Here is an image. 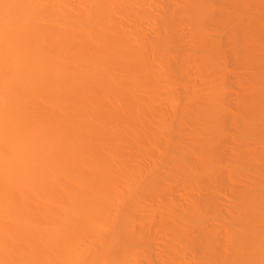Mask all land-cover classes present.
I'll return each mask as SVG.
<instances>
[{
    "label": "rangeland",
    "instance_id": "obj_1",
    "mask_svg": "<svg viewBox=\"0 0 264 264\" xmlns=\"http://www.w3.org/2000/svg\"><path fill=\"white\" fill-rule=\"evenodd\" d=\"M46 1V0H45ZM48 1V0H47ZM145 1H146V3L147 4H145ZM144 2H143V0H142V2L145 4V5H148V4H150L151 2H150V0H145ZM156 2L158 1V0H155ZM162 1H164V0H162ZM162 1H160V5L159 6H156L155 4H154V6L155 7H160V8H162L161 7V5H163V3L164 2H162ZM166 1V0H165ZM177 1V0H176ZM182 1L183 0H180V3H182ZM190 1V0H189ZM191 1H199V0H191ZM190 1V2H191ZM201 1V0H200ZM203 1V0H202ZM211 1V2H210ZM206 0V2H210V3H212V4H210V5H212L213 6V4H214V7H215V11L212 13L211 11H209V9H211L210 8V6H209V9H207V8H201L200 10V12H199V10H198V12H197V10H196V12L199 14V15H204L205 16V14L208 16H210V14L212 13V17L211 18H213V21L214 22H212L211 23V26L207 29V31H206V36H205V38L206 39H208V40H210V41H213V42H215L216 44H217V48L216 49H218V52L217 53H219L220 54V57H218L219 56V54H216V55H218L217 57V59H221V61L220 60H217V62H219V63H217L216 61L214 62V66H212V67H215L214 69L215 70H217L218 71V73H217V71H214L213 70V72H212V69L211 68H209V69H206V68H204L203 67V65H202V58L200 57V55L199 54H197L196 52H194L193 51V47L194 46H198V45H196V41L195 40H192L191 39V37H190V35H191V29H190V27L188 26V25H183V26H178V30H180L181 32H183L185 35H186V44L188 45V48H190V52L188 51L187 52V54H188V58H187V60L185 59L184 60V62H183V68H184V71H186L187 72V75H186V77L183 75V77H180L183 73H181V75H180V73H179V75L177 74V72L174 70V69H172L171 67L173 66L171 63H172V61H173V59H174V57H175V53H174V51H172L171 53H169L168 54V56H169V62H168V64L167 65H169V67L167 68V70H166V68H164V70H166L167 72H170V76L167 74V72L165 71V73H166V75H167V77H170V79L168 78V79H166V80H169L170 82H168V83H170L169 84V86H171L169 89H171V92L169 93V91L170 90H168V89H166L167 91H168V95H166L167 93H163L164 91H165V89L163 90L162 89V91H161V88H160V91L161 92H158L159 94V96H161L160 98H158L159 96L156 94H154V96H153V94L151 95V93H149V91L147 90V89H149L148 88V86L146 85V87H145V85L144 84H146L147 82H145L146 81V78L147 77H145V75H144V72H143V76H139V78L137 79V81H136V83H135V85L137 86L136 88V90H140V89H142L143 88V92L141 93V91H137L138 92V94H142L145 98H146V101L143 103V104H145L146 105V107L145 108H147L148 107V109H149V106H150V108L152 107H154L153 109H156L155 111L154 110H152V111H154V113H155V117L156 116H158V117H156V119L158 120V121H160V125L162 126H164L165 125V128H168V129H170V130H168L169 132H166V133H164L165 135L163 136H161L160 138H156L155 140H153L154 142H152L148 147H146L144 150H142V151H138V152H136V154H135V152L134 153H132V154H130L131 156H129L128 158H124V160H123V166H125V167H123V168H125L126 169V171L128 170V171H133V170H137V172H135V173H137V174H133V176H136V177H133L132 176V179L130 178V180H132L131 181V183H129V182H126V183H124V181L125 180H122L123 182L122 183H124V185H126V186H128L129 187V185L131 184V186H132V184L133 185H135V184H137V186L139 187L140 185H138V184H143V182H144V184L150 179V177H154L155 176V174L153 173L154 171H155V169H153V170H151L152 168L151 167H155V166H164L165 168H168V169H166L165 170V168H163L165 171H167L168 172V170H170L171 169V167L169 166V164H168V162H169V160L171 161V159L169 158V155H168V153L170 154V152H169V150H170V148H168L170 145H168V144H170L171 143V139H172V136L175 134H177L178 133V135H180V144H181V147H180V149L181 148H183V151H182V149L181 150H179V152L181 151L182 152V154H184V156L186 157L185 159H187L186 161H187V165H186V167H184V166H181V165H179V168H178V166H177V168H174V173H172V174H169L168 175V177L166 178V180L165 181H163L162 182V184L161 185H158V193L154 196V197H148V198H141V199H138V202H136L135 201V199H136V194H134V192H136L137 193V190H135V188H138V187H136V185L135 186H132V187H134L133 189H129L128 187H126L125 188V186L123 185V187H124V189L126 190H124L123 188H121L122 187V185L120 184L121 183V181H120V183H119V181L117 182L118 184H114V183H111V184H114V186H113V190H115V192L116 193H114L115 195H114V197L113 198H111L114 202H112V206L110 205L109 207H108V211H107V213H105L104 212V214L103 213H97L98 215H101V214H103L104 215V217H103V215H101L100 217L99 216H96V217H98L97 218V220L98 219H100V218H102V219H100L101 220V222L98 220H96L95 218L96 217H94L95 215H96V213L93 215V217H94V219H95V221H94V219H92L91 221H93V222H95V223H93V222H90L89 224L92 226L93 225V227H95V229L97 230L98 229V233H95V234H97V236L94 238V236H95V234L93 235V234H87L86 232H87V230L88 229H84L85 231H83V229H80L81 227L82 228H84V226H88V225H85V222H87L84 218H85V216H86V214L85 213H83V211H82V209H84V212L86 211L85 209H86V205H90L91 204V206L92 205H94V207H96V205L98 206V204H101L102 203V201H104V197H100V200H96L95 201V199L96 198H92V197H89V201H88V204H86L85 205V203H87V196L86 195H84L83 194V196L84 197H82V194H79V192L81 193V191H82V189H85L86 188V184L84 183V180L85 181H87L88 180V177H89V179L93 176H96L97 175V173L98 172H96L97 170L96 169H92L91 167H88L89 165H90V163L92 162V163H94V162H96V161H98V159H99V157H100V155H99V157H98V153L96 154L95 152V154H96V156H95V154L94 153H92V151H89V149H91V147H93V149H94V147H96L95 148V150H97L99 147H98V145H104V146H106V144H104V142L103 141H105L106 142V140L104 139L103 140V135H105L106 133H105V130H103L104 129V126H105V124H103V126H102V128H101V126L99 127L98 125H101L102 123H104V121L103 120H105V118L108 116H106V114H105V118H102L101 120H100V117H99V120H98V117H96L95 116V114L93 113L94 111H95V109H96V111H95V113H96V115L99 113V111L100 110H97V109H99V108H101V106H103L104 107V105H105V103H104V98L103 99H101L102 98V96H103V94L102 93H99V92H101L102 91V89H104L103 87H101V86H99L98 84H100V85H103V83H104V85H106V82H104V79H106V80H108V75H110L111 74V71H112V68L113 67H105L106 69L107 68H109V69H111L110 70V74H109V71H106V72H108V75H107V73L104 71V70H102V67H99L102 71H104V73H106V74H104L101 70H100V73L101 74H99V78L101 79H97L98 77H97V75H98V72H99V68H97V73H95L96 72V70H87V71H85L87 74H89V72H90V77L91 78H89V76H87L86 77V73L85 72H83V70H86L85 68H87L88 69V65H87V60H88V64H89V59L92 61V60H94L95 61V63H98L99 64V62H97L96 60H95V58L94 59H91L90 57H92V50L89 52L88 50L87 51H85L84 50V52L82 51H79V50H77L78 52H81V53H79V54H82V53H85L86 54V52H88L87 53V55L88 56H90V57H88L87 58V56L85 55H81V56H83V57H86L87 58V60L84 58L83 59V63L79 60V58H76V57H80V56H78L79 54H77V51H76V49H74L75 51H76V54H77V56L75 55V51L73 50V48H75V47H72L70 44H69V47H70V49L66 52L65 50V52L64 51H62L64 48H63V46H60L61 44H59L60 42H58V40H60V39H63V37H64V35H65V37H68L69 38V36H72V33H73V31L69 34V33H67L66 32V34H63L62 36H61V33H60V36L61 37H59V33H57V35H56V33L53 35V38H55V37H57V39L55 38V39H52V37H51V39H49V34H48V36H46L45 37V35H47L45 32H42L40 35L42 36V35H44V33H45V35H44V37H41L40 36V38L42 39V38H44V40L42 39L41 41L43 42H45L46 40H49V42H50V40H51V43H53L54 44V46H52L54 49H53V55L52 56H54V57H57V59L56 58H53V59H55V60H53L55 63H54V65L53 66H56L57 65V63H58V66L60 65V63L59 62H64V61H68L69 59H72V56L71 55H75L74 56V59L76 60L77 59V61L79 60L81 63H82V65L84 64V65H86L85 66V68H84V66H82L83 67V70H81V68L82 67H80L79 66V68H77V66H78V64L77 63H79V62H76L75 61V63L77 64L75 67L74 66H72V64H70L69 66L71 67V69H73V67L75 68V70L77 69H79V71L81 70V73H82V75H84V78L86 77L88 80H86V78H85V80H86V83H87V86L88 87H86L85 88V86H86V83H85V80H83V86H81L80 87V85H82V84H80V83H76V82H74V81H76L77 80V78L80 80V78H82L83 79V77H80V75H81V73L79 72V74L78 73H76V74H74L73 72L75 71V70H73V72H72V70L70 71V68H65L66 67V65H67V63L69 64V62H70V60L65 64V62L64 63H61L62 65H60L59 66V69L60 68H62L63 69V67H64V70H63V73L65 74H67V72H68V74H67V76H66V74L65 75H63V76H65V78L63 79L62 77L63 76H61V74H63V73H61L62 72V70H60L61 72H59L58 70V66H56V67H54L53 69H54V71L56 72H54V74L56 75L58 72L60 73L59 75H56V76H59V77H57L56 78V76H54V78H56V79H54V82H61V84H62V82H64L65 81V83H66V78H68L67 79V82H68V84L67 85H69L68 87H70V85H71V88L69 89L66 85H64V83H63V86L61 87V84L60 83H54V95H53V99H55L56 100V102L53 100V104H54V102H55V104L53 105L54 106V111H53V114L54 113H56V117L57 116H59L60 118L62 117H64V115H66V120H64L65 118H63L62 119V121H61V119L58 117V119L54 116L53 117V120L55 121V122H53V125H54V123H55V125H54V128L56 127H58V128H60L59 126H61L63 123H65V124H68V125H70V127H67L66 125H64V127L66 128H68V129H64V127H63V125H62V127L60 128V129H62V130H54V129H52V131L54 130V132L53 133H55V135H57V136H59V138L56 136H53L54 134H52V136L54 137L53 138V140L55 141V144H57L58 145V139H60V137L62 138V137H64L65 138V136L66 137H68V135L70 136L69 137V139H67L68 141H71V140H73L72 142H70V144H72V145H74V146H76V144H77V146H79L80 144L82 145L83 143L82 142H85V144H86V138H89L88 136H90V134H88V132L90 131H92L91 133L93 134L92 135V137L93 136H95V138H92L91 136V138H92V140H96L97 138V135H99L97 132L99 131V128H100V133L102 132V130H103V132L101 133V134H103V135H101L102 137H98V138H102V142L103 143H101V141L100 142H98V143H100V144H96V142L97 141H99V140H96V142H92V143H95L96 145L95 146H92L91 145V141H90V143L87 141V147H88V143L90 144L89 146H91V147H88V149H87V147H86V145H85V149H87L86 150V152L87 153H89V155H90V157L91 156H95V157H97L96 159L97 160H95V157L93 156V159L92 158H90L89 160H87L86 158H87V156H88V154L85 152V153H80L81 152V149H82V147L81 148H79L78 150H76V151H78L77 152V154L79 153V155L80 156H82L83 154V157H85V158H81L79 155H77V158L78 157H80V159H79V161L82 159V160H86V161H89V162H84L83 164H84V166L83 165H81L82 167H80V168H82V169H79V167H78V169H77V166L78 165H80V163L81 162H83L82 160L80 161V163H79V161H75V160H77L75 157H76V153H73V152H71L72 150H75L74 149V147L72 146V145H70L69 144V146H67V145H62V143L64 142V141H66L65 139L63 140V139H61L60 141H59V146H57L56 147V145L55 144H53V142H52V144H53V146L52 145H50V146H52L54 149H55V151H53L54 149H51L50 148V146H49V148L47 147V145H46V143H43L44 144V147L46 148V149H44V147H43V144L41 145V143L39 144V145H41L43 148L42 149H44V150H42L43 152L45 151H47V150H51V151H49V153L50 152H56V154L57 155H60V156H58V158H57V156H56V154L54 153V154H52L53 156L55 155V157L54 158H56V160L57 159H59V157H63L64 159L66 158V155H65V151H66V153H70L71 155H72V158H69V156H67V158H66V160H61V158L59 159V161H60V163L64 166V169H63V166H61V164L59 163V161H57V163L58 164H60V166H57L58 164L56 163V165L54 164L55 162H56V160H55V162L53 163V156H52V160H50V159H47L46 161H44L43 162V159H45L43 156H47V155H42V154H39V155H41L42 156V165H43V163H44V165L42 166H40V163L41 162H39L38 163V166L43 170V172H44V170L45 169H43L42 167H44V168H47V170L46 171H50V173L48 172H42V170L40 171V172H42V175H41V173L39 174V176L38 177H40V178H38V181L40 180L41 181V183L43 182V184H41L42 186L39 188V185H40V181L38 182V181H36L37 183H38V188H37V183H35V187H30L31 186V184H30V186L28 187V188H30V189H24V192L27 194V191H28V194L30 193V190H31V195H33L34 197L33 198H31L30 199V197H32V196H30V194L28 195H25V193L23 192V191H21L20 192V196L22 195V193H23V197H24V195H25V197H29L28 199L26 198V199H24V198H22V197H20L19 196V201L21 202V201H23L24 200V203H23V205H24V208L26 209V208H28V207H30V206H33V204H35V203H37V204H35L36 206H38L37 208L38 209H35L36 208V206L34 205V209H35V211L32 209L31 210V208H28L29 210H26L25 211V209L22 207V206H20L21 205V203L18 201H15L17 198H18V193H17V195H15V194H12V196H10L11 197V199L9 198V196H8V198H7V203L8 202H10L8 205H7V203H6V205L8 206V208L10 209V206L9 205H11V203L12 202H14V203H12L14 206L13 207H17L18 208V210L16 209V207L15 208H13V207H11V209L10 210H8L7 208H5V209H7L6 211H3L2 212V215H1V217L3 218H1L0 217V226H2V224L3 223H5V224H8L9 226V230H12L13 229V231H12V233H11V231H9L8 230V228H7V230H8V232H7V230L5 229L6 228V225H4L5 226V228L2 226L1 227V229H0V231L2 232L3 231V233H1L0 235H1V238H0V246H1V244H2V247L4 248V245L6 244V246H7V244H9V243H11L13 240H14V238H15V241H14V243H13V245H9V247L11 248V249H13L14 250V248H16V246H17V244L19 243V246L21 245V247L22 248H20L21 249V255L23 256V255H26V254H23L24 253V251H22V250H28L29 249V245H31L32 246V244L33 243H37V241L36 240H41L42 242H38V244L36 245V243H35V245L36 246H38L39 245V248H40V244H42V246H41V249L39 250V251H41V252H39V251H37L39 248H36L35 247V245H34V247H30L31 249H29V251H27L28 253H29V255H27V260H28V258L30 257V258H32L33 259V257L32 256H34V255H36L37 257H38V259H36V261L34 260L35 259V257L36 256H34V261H30L31 259H29L28 261H30V263L32 262H34V264L38 261L39 262V264H47V263H45V262H48L49 260H47L48 258L50 259V257H51V259L54 257V255L55 254H57V253H59V252H61V251H63V252H61V253H63L62 255L61 254H57L59 257H63L62 259L64 260V261H67L68 262V255H66V254H69L68 253V251L67 250H69L72 246H71V244L73 243V246H74V248L72 247V249H77V252L78 251H80L79 253H80V255L78 256V258H77V261L75 262V264H79V263H81V264H86V261L88 262V258H89V260H90V253L91 254H96V253H94V252H97L98 250V252H100V251H102V249L104 250V248H105V245H103V243H105V242H108L109 240H110V238H109V232H110V234H111V232L114 234L115 233V231H114V229H112V228H114L115 226H116V228H117V223L119 224V222L124 218V217H126V215H127V213H126V215L124 214V212H126V211H124L123 212V210H125V209H127L126 207H130V208H132L134 205H136V206H134L133 208H134V210H136V214H137V216H136V218H135V221H134V224L135 225H137V226H140L141 227V229L144 231V234H143V232H141L140 234H141V238H142V235H145V236H143V237H145V240H147V242L145 241V240H143V238H142V240L143 241H145L146 242V247L145 248H147V250L143 247V254L141 253V254H138V255H142V256H140V258H138L139 260H137V261H135L134 260V264H237V261L238 262H240L239 264H242L244 261H246V264H252V260L251 259H253V264H256V261L258 260V261H261V264H264V250H262V256H259V252H260V250H261V248H263L264 247V231H263V233H261L262 234V236H260V235H258V236H260V238L259 237H257V231H258V229H259V231H261V230H264V228H262V226L264 225V207H261V206H264V201H262L263 199H264V188H262V187H264V84H261V83H263V81H264V0H237V8L236 7H233V6H235V5H232V6H230V4L228 3V0ZM233 1V0H232ZM40 2H42V3H44L43 2V0H40ZM179 2V1H178ZM177 2V3H178ZM186 1L184 0L183 1V3H185ZM187 2H188V0H187ZM229 4H227V3ZM234 2H236V0L234 1ZM238 2H240V4L238 3ZM162 3V4H161ZM180 3L178 4L179 6H184V5H180ZM182 3V4H183ZM227 4V5H226ZM59 5L61 6V3H59ZM211 6V7H212ZM227 6H229L230 7V9L229 8H227ZM213 7V8H214ZM200 8V7H199ZM198 8V9H199ZM240 9V11L242 12V14H240V16H241V18L240 17H236V16H238L239 14L237 13V12H239V13H241L240 11H238L237 9ZM202 9H204L203 11H204V14H203V11H202ZM207 9V10H206ZM234 9V12L235 11H237V12H235V13H233V10ZM148 11V13H149V15H150V17L152 18V17H154V21L152 20V19H149V20H145L144 21V23L142 24V26H141V29H138L137 27H136V25H135V22H137V21H130L131 23H133V25L131 24H127L128 25V27H130L131 26V28L130 29H132L133 27H135V29L137 28L138 30V32L140 31V42H141V45H143V46H148V45H146V44H148L149 43V40L153 37V36H155V34H156V31H157V28H156V26L154 25L155 24V20H157L159 17H160V13H158V10L156 11V9H150V7H149V9L147 10ZM205 11H207V12H205ZM208 12H211L210 14L208 13ZM190 13V12H189ZM245 14V16H244V14ZM186 14H188V13H185V15ZM232 14H234V16L232 15ZM182 15H184V14H182ZM243 15V16H242ZM188 16H190V14L188 15ZM214 16H215V18H214ZM217 16H218V19H217ZM203 17V16H202ZM206 17V16H205ZM263 17V18H262ZM210 18V17H209ZM210 18V19H211ZM121 20V19H120ZM212 20V19H211ZM122 21V20H121ZM137 24V23H136ZM240 25V26H237V27H239V28H241L240 29V31L242 32V33H247L248 34V38H249V40H247V37L245 36V34L243 35V36H245V37H239L240 35H242V33L240 32V31H237V30H239V28L238 29H236L237 27H235L236 25ZM233 28V30H232V28ZM229 28H231V33L234 35H232L230 32H228L230 29ZM235 28V29H234ZM251 29H253V30H256L257 29V31H256V33H257V37L253 34V33H255V31H253L252 30V32L249 34V32L251 31ZM226 30H228L227 32H226ZM235 30H236V32H235ZM244 30V31H243ZM248 30V31H247ZM133 31H134V29H133ZM136 32V31H135ZM179 32V31H178ZM239 32H240V34H239ZM227 33V34H226ZM235 33H238L237 35L235 34ZM255 33V34H256ZM73 34H76V32H74ZM56 35V36H55ZM229 35V36H228ZM251 35V36H250ZM255 36V40L252 38V36ZM55 36V37H54ZM74 36V35H73ZM233 37V38H232ZM238 38H243V41H245L246 40V42L244 43V42H242V39H240V40H238ZM245 38V39H244ZM46 39V40H45ZM66 39V38H65ZM236 39V40H235ZM251 39V40H250ZM54 40H57V41H54ZM67 40V41H66ZM66 40H61V43H63V41H64V47L66 46H68V40L69 39H66ZM67 43H66V42ZM237 41H239L240 43H242V44H240V43H238L237 44ZM47 42V41H46ZM46 42H45V45H46ZM55 42L56 43H58V45L59 46H56L55 45ZM70 43V42H69ZM42 44V43H41ZM40 44V45H41ZM49 44V43H48ZM67 44V45H66ZM44 45V44H43ZM42 45V46H43ZM78 45L79 44H77V47H78ZM242 45V47L243 48H245V49H243L242 47L240 48L239 46H241ZM255 45H257V46H255ZM41 46V47H42ZM46 46H48V45H46ZM76 46V45H75ZM245 46V47H244ZM45 47V46H44ZM43 47V48H44ZM60 47H62V48H60ZM80 47V46H79ZM82 47V46H81ZM56 48H60V49H56ZM71 48H72V50H71ZM45 49V48H44ZM66 49V48H65ZM84 49V48H83ZM242 49V50H241ZM41 50H42V48H41ZM58 50V51H57ZM59 50H60V52H62V53H60L59 52ZM72 51H73V54H69L71 57L69 58V55H68V52L69 53H72ZM94 51V50H93ZM213 51H216V50H213ZM246 51H248V52H246ZM56 52V53H55ZM65 54H64V53ZM108 52H113V50L111 51V50H108ZM108 52H106L105 51V53H107V54H105V55H107L106 57H108ZM115 52V51H114ZM200 52V51H199ZM60 53V54H59ZM67 53V54H66ZM94 54H96L95 56H97V59H98V61H100V60H102L103 58H101V59H99L98 58V56H100V55H97L98 53H96V52H93ZM104 53V52H103ZM64 54V55H63ZM91 54V55H90ZM94 54H93V57H95L94 56ZM100 54H101V52H100ZM113 54V53H112ZM112 54H110L109 53V57L112 55ZM245 54H247V55H245ZM65 55H68V57H65ZM103 55V54H102ZM104 55V56H105ZM212 55V54H211ZM60 56V57H59ZM113 56V55H112ZM112 56H111V58H112ZM162 56V55H161ZM105 57V58H106ZM108 57V59H111V58H109ZM60 58V59H59ZM62 58V59H61ZM64 58H66V60H64ZM67 58H69L68 60H67ZM73 59V60H74ZM80 59L82 60V57H80ZM108 59H106V61H111V60H113V59H111V60H108ZM161 59V58H160ZM159 59V60H160ZM44 60V59H43ZM56 60H57V62H56ZM58 60H60V61H58ZM62 60V61H61ZM73 60H71V61H73ZM84 60H86V61H84ZM105 60V59H104ZM120 60H123V58H121V59H119L118 60V62H116V63H118V64H122L121 62H120ZM159 60H157V62H154V61H156L155 59L152 61V62H154L155 64L157 63V65L158 66H160L161 67V65H163L162 63H161V65H159L160 64V62H158ZM90 61V62H91ZM124 61L126 62V60L124 59ZM123 61V63H125ZM41 62V61H40ZM93 62V61H92ZM101 62H103V61H100V63ZM113 61H111L109 64L110 65H112L113 63H115V62H113ZM112 63V64H111ZM115 63V65L117 66L118 64H116ZM127 63V62H126ZM153 63V64H154ZM159 63V64H158ZM41 64H45V60H44V63H42L41 62ZM56 64V65H55ZM65 64V65H64ZM94 64V63H93ZM92 65V64H91ZM108 65V64H107ZM114 65V66H115ZM123 65H126V64H123ZM44 66V65H43ZM62 66V67H61ZM68 66V65H67ZM90 67H92V66H90L89 65V69H93V68H90ZM93 67H95V66H93ZM104 67V66H103ZM164 67V66H163ZM57 71H56V70ZM69 69V70H68ZM94 69H96V67L94 68ZM114 69V68H113ZM160 69V68H159ZM163 68L161 67V69H160V71H163L164 72V70H162ZM65 70H67V71H65ZM76 70V71H77ZM108 70V69H107ZM65 71V72H64ZM75 71V72H76ZM89 71V72H88ZM92 71H95L94 73H95V77H97V78H94V74H92ZM146 71H149V70H147L146 69ZM208 71L210 72V73H208ZM70 72H72L73 74V77H71V74H70ZM211 72L213 73V74H211ZM112 73L114 74V72L112 71ZM216 73V74H215ZM69 74H70V77H68L69 76ZM103 74L105 75L104 76V78H101V77H103ZM185 74V73H184ZM206 74V75H205ZM215 74V75H214ZM76 75V76H75ZM92 75H93V77H92ZM100 75H101V77H100ZM107 75V76H106ZM148 75V74H147ZM110 76H112V75H110ZM115 76V75H114ZM207 76V77H206ZM210 76V77H209ZM61 77V78H60ZM74 77H76L75 79H74ZM106 77V78H105ZM141 77H145L144 78V80L141 78ZM202 77H203V80L205 81L206 79V81L204 82V81H202ZM206 79H205V78ZM262 77V78H261ZM59 78V79H58ZM69 78L71 79V78H73V80L74 81H72V79H71V81L69 80ZM112 78V77H111ZM110 78V79H111ZM118 78H119V75H118ZM121 78V77H120ZM141 78V79H140ZM209 78H210V82H208L209 81ZM248 78V79H247ZM64 80V81H61V80ZM82 79L80 80V81H82ZM90 79H96V80H93V83H95L96 82V84H94V85H97V86H99L98 88H97V86L95 87L94 85H92L93 83H92V81H90ZM225 81H224V80ZM251 79V80H250ZM59 80V81H58ZM79 80H77V82H79ZM102 80H103V83L101 84L100 82H102ZM246 80V81H245ZM260 81V83H259V81ZM98 81H100V82H98ZM143 81L145 82V83H143ZM248 81H251V82H248ZM75 83V85L76 86H79L77 89L75 88V85H73L72 83ZM88 82L89 83H91V84H89L88 85ZM97 82H98V84H97ZM166 82V83H167ZM248 82V83H247ZM166 83H164V84H166ZM167 83V84H168ZM206 83V84H205ZM207 83L209 84L208 86H207ZM257 83V84H256ZM60 84V85H59ZM79 84V85H78ZM111 84V83H110ZM147 84H149V83H147ZM166 84V85H167ZM221 84V85H220ZM92 86V88H91V86ZM172 85H174V86H172ZM214 85V86H213ZM64 86H66L65 88H68V89H59V87H61V88H63ZM106 86H109V84H107ZM184 86H186V87H184ZM212 86H213V88H212ZM216 86H218L217 87V89H216ZM221 86V87H220ZM52 87H53V85H52ZM72 87H74V90H73V88ZM164 87H165V85H164ZM164 87H162V88H164ZM167 87V86H166ZM215 87V88H214ZM57 88V89H56ZM96 88V89H95ZM100 88H102L100 91L99 90H97V89H100ZM188 88V89H187ZM207 88H208V90L209 89H211L212 91H208L207 90ZM219 88V89H218ZM56 89V90H55ZM75 89H76V91H75ZM80 89H82V90H80ZM85 89V90H84ZM88 89H90L89 90V92L87 91ZM187 89V90H186ZM45 90V89H44ZM61 90V91H60ZM67 91L66 93H64V91ZM69 90V91H68ZM74 91V93L75 94H73V93H71L72 91ZM98 92V94H97V96H96V93L94 92ZM207 90V91H206ZM219 90V91H218ZM42 92L41 93H43V90H41ZM77 91L79 92V93H83V96L85 97H83L82 96V93H81V96H80V94L78 93L77 94ZM85 91L87 92L86 94H85ZM167 91H165V92H167ZM206 91V92H205ZM60 92H61V94H60ZM103 93L105 92L106 93V90L104 91H102ZM108 92V91H107ZM204 92H205V94H207V96L204 94ZM208 92H209V94H208ZM213 92H215V93H213ZM58 93V94H57ZM64 93V94H63ZM91 93L92 94H94L95 96H93V98L91 97ZM160 93H162V95L160 94ZM220 93H221V95H223V96H221L220 97ZM61 95V98H59L60 96H58V95ZM73 96H72V95ZM76 94L77 95H79V97L78 96H76ZM109 94L110 95H108V97L110 96L111 97V95H117V94H115V93H110V91H109ZM166 95V96H164V95ZM212 94L214 95V97L212 96ZM218 94V95H217ZM45 95V93L43 94V96ZM57 95V96H56ZM69 95V96H68ZM87 95V96H86ZM100 95H102V96H100ZM107 95V94H106ZM105 94H104V96L103 97H105L106 96ZM88 96H90V99H92L91 101H93V103L90 101V100H88L89 99V97ZM155 96H156V98H155ZM169 96H170V98H169ZM210 96V97H209ZM216 96H218V97H216ZM63 97V98H62ZM88 97V99H86ZM95 97H96V99L97 100H99V103L95 100ZM98 97H100L99 99H98ZM163 97H164V99H163ZM173 97V98H172ZM220 97V98H219ZM57 98V99H56ZM73 98H77V100L76 99H73ZM82 98H83V100L85 101V102H83V103H81L83 100H82ZM106 98H107V96H106ZM167 98V99H166ZM168 98H169V101L171 102V104H170V102L169 101H166V100H168ZM206 99V101H205V99ZM43 99V98H42ZM59 99H61V100H59ZM68 99H71L70 101L68 100ZM74 101H73V100ZM160 99V100H159ZM166 99V100H165ZM202 99V100H201ZM217 99V100H216ZM222 99V100H221ZM44 100V99H43ZM57 100H59V101H57ZM62 100H65V103L67 104V105H69V107L64 103V101H62ZM81 102H80V101ZM90 102V104L91 105H94L93 106V109H92V111L93 112H89L90 110L88 109L87 111H86V113L88 114V115H90V114H94V116L93 115H90L91 116V118L92 117H94L92 120H90L91 118L88 116L87 117V119H85L86 120V122H87V120H88V123L89 122H92L94 119H96L97 121H99L100 123H97V121H93L92 123L93 124H90V126L88 125V123L87 124H85V121H84V123L83 124H85V125H83V126H85V127H87V125L89 126L88 128H89V131L87 130V128L86 129H84L85 127H81L80 128V126H82L81 125V123L80 122H82L84 119L83 118H86L85 116H83V118L82 117H80V115L82 116V113L84 112L85 113V110L87 109V106H88V108H90L89 107V103L87 102ZM101 100V101H100ZM174 100V101H173ZM213 100H215L214 102H213ZM42 101V100H41ZM61 101V103L63 104H61L60 103V106L59 105H57V102L59 103ZM67 101V102H66ZM77 101H79V102H77ZM103 101V102H102ZM162 101H164L163 103H162ZM185 101H187V103L185 102ZM205 101V102H204ZM218 101H220L219 102V104H218ZM76 102V103H75ZM94 102H95V104H96V102H97V104H100V102H102V103H104V105H101L100 104V107L97 105L96 107H98V108H94L95 107V104H94ZM175 102H177V104H175ZM207 102V103H206ZM212 102V104H211V106H210V103ZM69 103V104H68ZM72 103H74V104H72ZM86 103H88L87 104V106H86V108L84 107V104L86 105ZM124 103V102H123ZM126 103V106L128 105L127 103V101L125 102ZM184 103V104H183ZM185 103H186V105L188 104V107H186V105H185ZM203 103H205L204 104V106H202V104ZM261 103V104H260ZM41 104H43L42 102H41ZM78 104V105H77ZM80 104H82L81 106H80ZM150 104H152V105H150ZM167 104V105H166ZM208 104V105H207ZM213 104H215L214 106H213ZM71 105L73 106L74 105V108L72 107V109H73V112H72V110H70L69 108H71ZM90 105V106H91ZM166 105V106H165ZM173 105V106H172ZM180 106V107H182V108H180L179 109V107L178 106ZM185 105V108L184 109H186V112H188V114H190V116L188 115V114H186V116L187 117H189V118H185V117H183L182 118V120L184 121L185 119L187 120V121H182L181 120V115L179 116V114H182V113H186L185 112V110L183 109V106ZM206 105V106H205ZM218 105V106H217ZM43 106V105H42ZM59 106V107H58ZM62 106L64 107L63 109H62ZM65 106H67V108L65 107ZM75 106H76V109H75ZM122 106H124V105H122ZM121 106V107H122ZM125 106V107H126ZM169 106V107H168ZM175 106H177V107H175ZM220 106V107H219ZM79 109H78V108ZM82 108V110H81V108ZM85 109H84V108ZM125 107H123V108H125ZM171 107L173 108V109H171ZM199 107H202V108H199ZM213 107V108H212ZM44 106L42 107V109L44 110ZM60 108L65 112V111H67V113L66 114H64V112H63V114H62V112L60 111ZM91 108H92V106H91ZM90 108V109H91ZM123 108H121L122 110H123ZM128 108V107H127ZM207 108V109H206ZM58 109V110H57ZM101 109H103V108H101ZM126 109V108H125ZM177 109H179L178 111H180L178 114H175V113H177L178 111H176ZM196 112H193V110ZM196 109V110H195ZM198 109H200V110H198ZM202 109H203V111H202ZM209 109H210V111H211V109H212V111L211 112H209ZM218 109V110H217ZM220 109V110H219ZM43 110H41V111H43ZM57 110V111H56ZM68 110H70V111H68ZM79 111V110H81L80 112H81V114L79 113V112H76V111ZM84 110V111H83ZM183 110V111H182ZM204 110L206 111V113L208 114V112H209V115H206V113L204 112ZM97 111H98V113H97ZM174 111V112H173ZM189 111H190V113H189ZM208 111V112H207ZM215 111V112H214ZM216 111H220L219 113L218 112H216ZM44 112H45V110H44ZM44 112L42 113V116H43V114H44ZM149 112V111H148ZM74 114L75 116L73 117L72 115H67V114ZM76 113V114H75ZM77 113H79V115L77 114ZM90 113V114H89ZM146 113H147V110H146ZM156 113H157V115H156ZM202 113V114H201ZM211 113H212V115H211ZM215 113V114H214ZM218 113V114H217ZM147 114H150V113H147ZM151 114H153V113H151ZM194 114V115H193ZM195 114H196V117H195ZM198 114V115H197ZM201 114V115H200ZM41 115V114H40ZM45 116H46V114H44ZM161 115V116H160ZM178 115V116H177ZM193 115V116H192ZM199 115H200V118H199ZM214 115V116H213ZM216 115V116H215ZM221 115V116H220ZM45 116H44V118H45ZM69 116H70V118H69ZM78 116V117H77ZM191 116H192V118H191ZM68 117V118H67ZM71 117H73L72 119H71ZM76 117V118H75ZM104 117V116H103ZM160 117V118H159ZM176 117H180L178 120H180V121H178L177 120V118ZM193 117H195V118H197L198 120H199V122H198V120L196 119V120H194L193 119ZM204 117V118H203ZM206 117V118H205ZM77 118H80V119H78V120H75V119H77ZM108 118H109V116H108ZM153 118V117H152ZM210 118V119H209ZM216 118V119H215ZM251 118V119H250ZM46 119V118H45ZM56 119L58 120L57 122H56ZM81 119H83V120H81ZM156 119H152V120H155V122L157 121ZM214 119H215V122H213L214 121ZM43 120V118L41 119V121ZM47 120V119H46ZM61 122H60V121ZM74 121V122H71V124L72 123H74V124H70V122L69 121ZM79 120H81V121H79ZM192 122H191V121ZM205 120H207L206 122H208V124H210V125H208L206 122H205ZM216 120H217V122H216ZM44 122H45V120H43ZM63 121H65V122H63ZM78 121H79V123H78ZM106 122H107V120H105ZM158 121H157V123H158ZM178 121V122H177ZM209 121H212V123L214 124V126H213V124L211 125V123L209 122ZM60 123V125H59V123ZM66 122H68V123H66ZM94 122H96L95 124H94ZM154 122V123H155ZM176 122L179 124V125H181V123H182V125L181 126H177L178 124H176ZM180 122V123H179ZM196 122V124H194ZM219 122V124L221 125V127L219 128H217V123ZM42 123V122H41ZM56 123H58V125L56 124ZM77 123V124H76ZM193 123V124H192ZM200 125H199V124ZM215 123H216V125H215ZM158 124V125H159ZM190 124H192L193 126H197L196 128H194V127H190ZM218 124V125H219ZM247 124V125H246ZM76 125H79V126H77L78 127V129H76L77 127H76ZM95 126V128L97 127V131H96V133H93L94 131H95V128L94 127H92V126ZM191 125V126H192ZM203 125H205L206 126V128H209V131H208V129L207 130H204V129H206L205 127H204V129H203ZM249 125H251V127H248ZM72 126H73V128H74V126L76 127L73 131H72ZM167 126H169V127H167ZM208 126V127H207ZM91 127V128H90ZM198 127H201L200 129L198 128ZM245 127V128H244ZM93 128V129H92ZM192 128H194V131L192 130ZM212 128H214V130L212 129ZM218 130H217V129ZM250 128H251V130H250ZM69 129L71 130V132H74L75 130H76V132L75 133H71V134H73L74 135V138H73V135H72V139H71V134H68V133H66V132H68L69 131ZM91 129V130H90ZM196 129H198V130H196ZM201 129H203V131L205 132V131H207V132H209V133H207V132H205V133H202L203 131H201ZM215 129L217 130V131H215ZM245 129H247V131L245 130ZM249 129V130H248ZM68 130V131H67ZM81 132H80V131ZM85 130H87L88 132H86ZM196 130V131H195ZM42 131H44V132H41L40 134H42V136L40 135V137H45V136H43V134L46 132L45 130H42ZM57 131H59V132H56ZM65 131V133L66 134H64L63 132ZM118 131H119V129H118ZM210 131L212 132V133H210ZM213 131H215V132H213ZM250 131V132H249ZM70 132V131H69ZM78 132V133H77ZM83 132H85V134L87 133V135H83ZM198 132V133H197ZM52 133V132H51ZM80 133V134H79ZM82 133V134H81ZM168 133H170L171 134V137H170V134H168ZM251 133V134H250ZM65 136H64V135ZM77 134H79V135H77ZM95 134V135H94ZM197 134V136H195ZM203 134V135H202ZM46 135V134H45ZM61 135V136H60ZM78 137H77V136ZM201 135H202V137H201ZM82 136V138H85V139H82L81 138V142H79V140H78V138L80 139V137ZM84 136V137H83ZM194 136L195 137H197V139L198 140H196V138H194ZM173 137H175V136H173ZM42 138H41V141H42ZM78 140V142L76 141V139ZM91 138H89L90 140H91ZM171 138V139H170ZM192 138H194L193 140H191ZM200 138H201V140H200ZM71 139V140H70ZM206 139H207V142H206ZM209 139V140H208ZM85 140V141H84ZM200 140V141H199ZM210 140H212V141H210ZM67 141V142H68ZM193 141V142H192ZM198 141V142H197ZM204 143H203V142ZM209 141V142H208ZM213 141H214V143H213ZM217 141V142H216ZM76 142V144H74ZM192 142V143H191ZM200 142V145H196V143H199ZM213 143V145L215 144V145H217L218 146V149H217V146H216V148H215V146L213 147V145L211 144V143ZM66 143V142H65ZM65 143H63V144H65ZM69 143V142H68ZM108 143V142H107ZM186 143H187V145H186ZM189 143V144H188ZM193 143H194V145H193ZM206 143H208V145H209V143H210V147L212 146L213 147V149L212 148H210V147H208V145L206 144ZM206 146H204V145ZM49 145V144H48ZM84 145V144H83ZM94 145V144H93ZM192 145H193V147H192ZM56 148H55V147ZM61 146V147H60ZM71 146H72V150H71ZM109 146V145H108ZM198 146H200V147H198ZM202 146V147H201ZM62 147H64V148H62ZM80 147V146H79ZM98 147V148H97ZM189 147H191V148H194V147H196V148H194V149H191V148H189ZM66 148V149H65ZM200 148V150H201V148H205V149H207V150H204V149H202L201 151L200 150H198ZM209 148V149H208ZM214 148H215V150H214ZM39 149H40V147H39ZM58 149V150H57ZM59 149H64V150H62V151H60V153L62 154H64L65 156H61V154L60 153H58L59 152ZM70 149V151H68V150ZM196 149V150H195ZM40 151V150H39ZM85 150H84V147H83V150H82V152H84ZM89 151V152H88ZM133 151V150H132ZM168 151V153H167V155H168V157H167V155L165 154L164 155V153H166ZM207 151V153H210V154H207V153H205ZM90 152H91V154H90ZM180 152V153H181ZM39 153H41V152H39ZM44 154H48V151H47V153H44ZM51 154H50V156H51ZM73 154H75V155H73ZM85 154L87 155V156H85ZM49 155V154H48ZM41 156L39 157L40 159L39 160H41ZM49 156V157H50ZM124 156H125V154H124ZM49 157H47V158H49ZM211 157V158H210ZM75 160H74V159ZM89 158V157H88ZM169 158V159H168ZM209 158V159H208ZM69 159H70V162L72 161V163L71 164H73V163H76L77 162V164H75V166L73 165H71L68 161H69ZM75 161H73V160ZM92 159V161L90 162V160ZM120 159V158H119ZM184 159V160H185ZM206 159H207V162H206ZM210 159H211V161H210ZM48 160H50L49 162V166L48 165H46V163L48 164ZM68 160V161H67ZM121 160V159H120ZM215 161V162H213L212 164H208V163H211L212 161ZM67 162L66 164H69V165H71L72 166V168H76L77 169V171H76V169L73 171L72 170V168L70 169V167L71 166H69V165H66V164H64V162ZM99 161H100V159H99ZM98 161V162H99ZM188 162H190L191 163V165H190V163H188ZM216 162H218V164L216 163ZM52 163V165H54V167L52 166V165H50ZM86 163H88L87 165H86ZM91 163V164H92ZM205 163H206V167H204L205 166ZM182 164H184V163H182ZM202 164H203V167H202ZM215 164V165H214ZM46 165V166H45ZM65 165L67 166V167H65ZM193 165V166H192ZM213 166V167H211V166ZM218 165V166H217ZM37 166V171H39L38 170V167ZM51 166V167H50ZM55 166H56V170H55ZM87 166V167H86ZM100 166V165H99ZM98 166V167H99ZM160 166V167H161ZM191 166L193 167V168H191ZM208 166H210V168L208 167ZM49 167L52 169V168H54V174H53V178H52V175H50V174H52V172L51 171H53V169L52 170H49ZM57 167H59V169L57 168ZM175 167V166H174ZM181 167V168H180ZM184 167V168H183ZM209 169H208V168ZM63 169V171L64 172H62L61 170ZM84 168L85 169H88L89 168V170H87V172H85V170H84ZM100 168V167H99ZM170 168V169H169ZM185 168H188V170H192V171H188L187 169H185ZM196 168V169H195ZM198 168V169H197ZM66 169H68L67 171H66ZM70 169V170H69ZM122 169V168H121ZM175 169H177V171H175ZM180 169H182V170H180ZM203 169V170H202ZM204 169L206 170V171H204ZM57 170H59V171H57ZM81 170V171H80ZM82 170L85 172V174H87V175H85L84 174V172H82ZM95 171L96 173H94V174H92L91 175V172H93V171ZM149 170L151 171L150 173H149ZM172 170H173V168H172ZM171 170V171H172ZM188 171V175H187V171ZM194 170H196V172L194 171ZM209 170V171H208ZM36 171V173H37V175H38V172ZM55 171H56V173H55ZM69 171V172H68ZM78 171L79 172H81V175L79 174L78 175ZM91 171V172H90ZM126 171H124V170H122V171H120L119 170V172L118 173H123L124 174V172H126ZM186 173H185V172ZM213 171V172H212ZM58 172L60 173V174H58ZM71 172H73V173H71ZM88 172H90L89 174V176H88ZM192 174H191V173ZM194 172H195V174L197 175H195L194 174ZM211 172V173H210ZM35 173V174H36ZM63 173H65V174H63ZM68 173H70V174H73V175H70V181H68V179H69V174ZM117 173V172H116ZM120 173V174H121ZM128 173V172H127ZM154 175H153V174ZM171 173V172H170ZM49 174V175H48ZM184 174H185V176H184ZM208 174V175H207ZM211 176H210V175ZM213 174V175H212ZM262 174V175H261ZM31 175H33V174H31ZM30 175V176H31ZM37 175H33V177L31 178L32 179V182H34L33 181V178L34 177H36V178H34V180L35 179H37ZM44 175H45V178H44ZM46 175H48L49 176V178L51 177L52 178V180L51 179H49L48 177H46ZM63 175H64V177L66 178V180L65 179H63ZM75 175V176H74ZM78 175V179L77 178H75L76 176ZM85 177H83V176ZM117 175V174H116ZM115 175V177H117ZM122 175V174H121ZM194 175V176H193ZM199 175V176H198ZM57 176V177H56ZM71 176H74V179L73 178H71ZM86 176H88V177H86ZM91 176V177H90ZM119 176V175H118ZM186 176H188V177H186ZM205 176H206V178H205ZM215 176H216V178H215ZM258 176V177H257ZM260 176V177H259ZM79 177L82 179H79ZM91 178V180L93 181V180H95L94 178ZM96 177H98V176H96ZM95 177V178H96ZM193 178V180H195V182L192 180H190V178ZM212 179H211V178ZM56 178V179H55ZM59 178V179H58ZM83 178H84V180H83ZM87 178V179H86ZM119 177H117V179H118ZM137 178L139 179L140 178V180L138 181L137 180ZM209 178V179H208ZM215 178V179H214ZM258 178H260V179H258ZM45 179H49V181H51V182H48V183H50V185H53V188L51 187V186H49L51 189H53V190H55L54 188L56 187V190H59L58 191V194H57V191H54V193H52V191H48V192H51V193H47V190H51V189H48L49 187H48V183L45 181ZM54 179V180H53ZM62 179V180H61ZM77 179V180H76ZM98 179H99V177H98ZM97 179V180H98ZM135 179V180H134ZM208 179V180H207ZM46 182L45 184H47L46 186H45V184H44V181ZM57 180V181H56ZM66 182H65V181ZM91 180H90V182H88V183H91ZM129 180V181H130ZM147 180V181H146ZM188 180H190V181H188ZM211 180V181H210ZM216 180V181H215ZM260 182H259V181ZM60 181H62V182H60ZM76 183L75 184V186H73L74 184L72 183ZM76 181V182H75ZM78 181H82V184H81V182H78ZM98 181H100V179L98 180ZM134 181H135V183H134ZM140 182V181H142L141 183H138V182ZM197 181V182H196ZM256 181H258L259 183H260V186H259V183L258 182H256ZM262 181V182H261ZM54 182L56 183V182H58V184L56 183V184H54ZM61 184H60V183ZM95 182H96V180H95ZM193 182V183H192ZM64 184V186H62L63 184ZM65 183H68V185L69 186H65ZM73 185H72V184ZM78 183V184H77ZM93 183H94V181H93ZM93 183H91V185L93 184ZM99 183V182H98ZM98 183H96V184H98ZM210 183V184H209ZM213 183H215V184H213ZM62 186V188H61V186ZM85 184V185H84ZM110 184V186L112 187V185ZM141 184V185H142ZM32 185H33V183H32ZM77 185H80V186H77ZM84 185V186H83ZM101 185V184H100ZM210 185H214V186H210ZM43 186H45V187H47L46 188V190L45 191H43L42 189H45ZM70 186H72V187H70ZM93 186H94V188H93ZM92 186V190L93 191H95L96 192V190L97 189H95V188H97L98 186H96L95 187V183H94V185ZM131 186H130V188H131ZM208 186V187H207ZM64 187H65V189L66 188H68V187H70L71 189H73V190H71V189H69L68 188V190H70L71 192H68V190H67V192L65 191V189H64ZM76 187H78V188H76ZM79 187H81V191H79ZM91 187V186H90ZM212 188V190H211V188ZM214 187V188H213ZM258 187V188H257ZM24 188V187H23ZM25 188H27V187H25ZM32 188V189H31ZM36 188V190H34ZM42 188V189H41ZM58 188H61V189H58ZM75 188H76V190H75ZM88 188V192L89 193H87V191H85V190H83L84 192H86V194L88 195V196H91L90 195V193H94L93 191H91V190H89V187H87ZM250 188V189H249ZM38 189H40V191H41V193H47V195H53V194H55V192H56V194L57 195H59V197L58 196H56V198H58L59 199V201L61 200L62 201V203H64V202H66V204L65 205H63V204H61L62 205V207L60 206V204H58L57 202H59L58 200H55V199H52V198H54L55 197V195H54V197L53 196H49L48 197V199L49 198H51L50 200L51 201H54V202H56V204L61 208H58V206H55V207H57V208H55V207H53L54 205L53 204H55L54 202H51V201H49V200H45V195L44 194H41L40 195V191L38 192V193H34L33 191H35V192H37L38 191ZM78 189V190H77ZM112 189V188H111ZM121 189V190H120ZM211 190V191H207L206 192V190ZM251 189H252V191H254V192H252L251 191ZM62 190H64V193L62 192ZM123 190H124V192H123ZM128 190H129V192H128ZM134 190V191H133ZM248 190V191H247ZM263 190V191H262ZM43 191V192H42ZM62 193H61V192ZM76 191H78V193H76ZM132 191H133V193H132ZM258 192V196H261V197H258L257 195H255V194H257V192ZM260 191V192H259ZM59 192L61 193V194H64V195H62L64 198H65V200L66 199H68V201H70V202H68L67 200L66 201H64L63 200V198H62V196H61V194H59ZM83 192V193H84ZM66 193V194H65ZM69 193H71V195H69ZM74 193H76V194H74ZM122 193V194H121ZM129 193V194H128ZM205 193H207L209 196H207V194H205V197H203L204 196V194ZM210 193V194H209ZM254 193V194H253ZM36 194H37V197H35L36 196ZM68 194V195H67ZM80 196H79V195ZM117 194V195H116ZM118 194H120V195H118ZM201 194H203L202 196H201ZM213 195V196H210V195ZM40 195V198L38 197ZM66 195V196H65ZM251 195V196H250ZM14 196V198H12ZM15 196H17V197H15ZM44 196V197H43ZM74 197V198H77V199H75V200H73L72 198H70V197ZM77 196V197H76ZM247 196H249L250 197V199L249 198H246ZM263 196V197H262ZM47 197V196H46ZM60 197H61V199H60ZM81 197V198H80ZM85 197H86V199H85ZM199 197H203V198H201V199H205L206 197V200H204V201H201V200H199ZM212 197V198H211ZM242 197V198H241ZM254 197V198H253ZM256 197L258 198V199H256ZM16 198V199H15ZM36 198H38L37 200L38 201H36V200H33V199H36ZM78 198H80V199H83L84 201L82 202V201H80V199H78ZM92 198V199H91ZM104 198V199H103ZM120 198V199H119ZM12 199H13V201H12ZM15 199V200H14ZM31 200V202H30V200ZM43 199V200H42ZM47 199V198H46ZM91 199V200H90ZM98 199V198H97ZM115 199V200H114ZM211 199V201L210 202H212L211 203V205L209 204L210 202H209V200ZM239 199H241V200H239ZM259 199H262L261 201H258ZM25 200H27L26 202H25ZM29 200V201H28ZM34 202H33V201ZM40 200V201H39ZM72 200V201H71ZM102 200V201H101ZM106 200V199H105ZM244 200H246V201H244ZM251 200H253V201H251ZM258 202H257V201ZM36 201V202H35ZM44 201H46V203L47 204H50V202L52 203L50 206L51 207H53V208H55L56 210H57V213L58 214H63V213H65L67 210H69V209H72V211H74V212H72V211H69V212H67V213H65V218L67 217H69V216H71L70 218H69V220L66 218V220H64V217L62 216V215H59V217H58V215H56L57 213L56 212H54L53 210H55V209H53V208H51L50 206L49 207H47L48 205L44 202ZM60 201V202H61ZM64 201V202H63ZM78 201L79 202H82V203H78ZM98 201H99V203H98ZM201 201V202H200ZM206 201L207 202H209L208 204V206H206ZM247 201H249V202H247ZM15 202H16V204H15ZM38 202H43V204H38ZM59 202V203H60ZM75 202V205H71V204H73ZM101 202V203H100ZM196 202V203H195ZM198 202V203H197ZM205 202V203H204ZM215 202V203H214ZM238 202H240V203H238ZM244 204H243V203ZM254 202V203H253ZM261 202V203H260ZM20 203V205H17V204H19ZM26 203V204H25ZM29 203H31V205H29ZM33 203V204H32ZM67 203H70V207L68 206L69 204H67ZM94 203V204H93ZM113 203H115V204H113ZM215 204V208L216 209H213L214 208V204ZM246 203H249V205L248 204H246ZM251 203V204H250ZM256 203V204H255ZM262 203H263V205H262ZM47 206H46V205ZM55 204V205H56ZM81 204H83V205H81ZM196 204V205H195ZM197 204H199V206H200V208L197 206ZM213 204V205H212ZM241 204L243 205V206H241ZM254 204V205H253ZM25 205H27V207H25ZM29 205V206H28ZM43 207H42V206ZM78 205H79V207H78ZM204 205H205V207H204ZM244 205H245V207H244ZM253 205V206H252ZM259 205V206H258ZM20 206V207H19ZM42 207V209L43 210H41L40 208ZM45 206H46V208L48 209V208H51V210H49V211H51L53 214L54 213H56V214H54V216H56L55 217V224L53 225L52 223V220L50 219V218H52V216H53V214H51V212H49L48 210V212L52 215H50V214H48L49 216H50V218H48V223L49 224H51V225H49V224H46L47 223V221H46V219L43 217V214H44V216H46V214L45 213H43L42 214V212H45L46 211V209H45ZM68 206V207H67ZM82 206V208L80 209V207ZM86 206V207H85ZM196 206H197V208H196ZM247 206H249V208L247 207ZM251 206V207H250ZM256 206V207H255ZM65 207V208H64ZM66 207H67V209H66ZM72 207V208H71ZM78 207V208H77ZM112 207H113V209H112ZM194 208V210H193V208ZM207 207V208H206ZM209 207H211V208H209ZM244 207V208H243ZM254 207V208H253ZM261 209H260V208ZM21 208V209H20ZM69 208V209H68ZM75 208V209H74ZM125 208V209H124ZM169 208H171L172 210L170 211L171 213H169L168 212V210H169ZM198 210V208H199V210L197 211V213H194L195 215H199V216H201V214L202 213H204L203 214V216H201L200 218H201V220H194L193 221V219L192 218H194V215H192V213H190V212H192V211H196V209ZM202 208V209H201ZM203 208H205V209H203ZM246 208V209H245ZM250 208H252L251 210H255V208H256V210H257V212H256V210L254 211V212H252L251 210H250ZM4 209V210H5ZM16 209V211H14ZM39 209H40V211H39ZM58 209H60L59 211H61V210H63L62 212H59L58 211ZM74 209V210H73ZM78 209H80V210H78ZM109 209H112V210H110L109 211ZM168 209V210H167ZM185 209H187L186 210V212H188L189 214H187L186 212H184L185 211ZM191 209H192V211H191ZM210 209V210H209ZM251 211H249V210ZM22 210H24V212H29L30 210L33 212H29V214H27L26 215V213L24 214V212L22 213ZM39 212V213H41L42 214V216L40 217V218H38V221L37 220H34V221H32V223L33 222H39L38 224H39V226L42 224V225H44V226H41V227H39L37 224L36 225H34V223L32 224V223H30V221H29V216H30V220L31 219H34L35 218V215H37V214H34V213H36L37 211ZM45 210V211H44ZM106 210H107V208H106ZM105 210V211H106ZM167 210V211H166ZM243 210L244 211H246V212H244L243 213ZM10 211V212H9ZM11 211H14V212H20L19 214V216H18V213H15V215L13 214V213H11ZM173 211V212H172ZM258 211H259V213H258ZM7 213V214H9L10 213V215L12 216V214L14 215V217L12 216V220L10 219L11 218V216H9V215H3V213ZM9 212V213H8ZM76 212V215L78 216V215H80L81 216V220L83 219L84 220V222H81V220H80V218H79V216H78V218H77V216L74 214ZM79 212H80V214H79ZM169 214H168V213ZM175 212V213H174ZM181 212H183V213H181ZM4 213V214H5ZM21 213H22V215H23V217L21 218ZM30 213H32V215H30ZM69 213H70V215H69ZM72 213V214H71ZM112 215H111V214ZM166 213V214H165ZM175 214V215H179L178 216V218H181L182 216H180L181 214L183 215H188V217H184V215H183V217L181 218V220L182 219H184V220H187V221H184V220H182V223H183V226H184V224H186L185 222H187V224L189 225H186V228L185 227H183L182 228V230L180 231L181 232V235H179V239L177 240V238H170L169 236H170V234H169V229L168 228H170L169 227V225H170V222H171V225L173 226V223H174V226L176 227L177 226V223H176V225H175V222H172L173 220H176V221H178V218L176 219H174V218H172V216H173V214ZM177 213V214H176ZM181 213V214H180ZM248 213V215H246ZM252 213H255V214H252ZM257 213H258V215L259 216H257ZM261 213H263L262 214V218H260L261 217ZM69 216H68V215ZM83 214H85V216L83 215ZM170 214H172V216L170 215ZM242 214H245V215H242ZM250 214V215H249ZM29 215V216H28ZM39 216H40V214H38ZM47 215V216H48ZM110 215H111V217H110ZM171 217H170V216ZM4 216H5V219L7 218V220L5 221V219H4ZM7 216V217H6ZM16 216V217H15ZM28 216V217H27ZM38 216V217H39ZM48 216V217H49ZM53 216V217H54ZM84 216V217H83ZM245 216V217H244ZM248 216V217H247ZM250 216H253V217H251V219H252V221H251V219H250ZM255 216V217H254ZM20 217V218H19ZM27 218L28 220H26L25 218ZM34 217V218H33ZM42 217H43V219H45V220H43L42 219ZM58 217V218H57ZM61 217V218H60ZM74 217H76V219H78V220H76ZM83 217V218H82ZM90 217H91V215H90ZM93 217H91V218H93ZM108 217V218H107ZM110 217V218H109ZM174 217V216H173ZM176 217V216H175ZM244 217V218H243ZM256 217H257V219H256ZM15 218H17L16 220H15ZM18 218H19V220H18ZM23 218L27 221H25V223L23 222ZM60 218V219H59ZM63 218V220L61 221V219ZM74 218L75 220H72V219ZM172 218V219H171ZM186 218H189V219H186ZM242 218V219H241ZM248 218V219H247ZM259 218V219H258ZM22 219V220H21ZM35 219H37V217L35 218ZM39 219H41V220H39ZM51 221H50V220ZM53 219V218H52ZM111 220V222H110V220ZM192 219V220H191ZM245 219H247V220H245ZM263 219V220H262ZM3 220V221H2ZM53 220V221H54ZM69 221V222H67L66 223V221ZM72 220V221H71ZM107 220V221H106ZM180 220V219H179ZM189 220H191V221H189ZM254 220V221H253ZM17 223H16V222ZM43 221H46V223L45 222H43ZM50 221V222H49ZM57 221H58V223H60L61 225L60 226H55L56 224H57ZM59 221H61V222H59ZM65 221V223L66 224H68V225H66V224H64L63 222ZM76 221H78V224L80 225L81 223H83L82 225H80V227H78L79 225H76V224H71L72 222H76ZM184 221V222H183ZM259 221V222H258ZM260 221H261V223H260ZM3 222V223H2ZM9 222V223H8ZM11 222H13V223H15V224H13V223H11ZM29 222V223H28ZM42 222V223H41ZM88 222H89V220H88ZM98 222V224H96ZM106 222H107V224H106ZM248 224V226H247V224ZM248 222H252L251 224L250 223H248ZM10 223H11V225H13V226H11L12 227V229H10L11 227H10ZM18 223L20 224H22L23 223V225H19V226H17L18 225ZM62 223L64 224V225H62ZM77 223V222H76ZM91 223H93V224H91ZM99 223H101V224H99ZM108 223L111 225H108ZM181 223V224H182ZM236 223V224H235ZM244 223V224H243ZM30 224V225H29ZM33 226H32V225ZM45 224H46V228H45ZM69 224H70V226H72V227H70L69 226ZM87 224V223H86ZM115 226H114V225ZM238 224V225H237ZM240 224V225H239ZM261 224H263V225H261ZM58 225V224H57ZM97 225V226H96ZM112 225L114 226V227H112ZM170 225V226H171ZM190 225H191V227H190ZM15 226H17L18 228L17 229H19L20 231V233L23 235V237H24V239L23 240H19V238L20 239H22L23 237H22V235H20L19 234V232L17 231V230H15L16 228H15ZM25 226V227H24ZM29 226V227H28ZM31 226H32V229H31ZM34 226H36V228H37V230H34ZM49 226V227H48ZM55 228H59V230L58 229H55ZM62 226V227H61ZM66 226H69L70 228H66ZM74 226V227H73ZM76 226H77V228H76ZM99 226H101L100 228L102 229H99ZM173 226V228H175ZM193 226V227H192ZM14 227V228H13ZM24 229V231H26L27 230V232H29L28 234H25V233H27V232H25L24 233V231H23V229ZM39 227V228H38ZM48 227V228H47ZM53 227V228H52ZM65 227V228H64ZM96 227H98V228H96ZM178 227H180V225L179 226H177L176 228L178 229ZM241 227V228H240ZM244 227V228H243ZM246 227V228H245ZM264 227V226H263ZM3 228H4V230H3ZM25 228H26V230H25ZM29 228V229H28ZM35 228V229H36ZM64 228V229H63ZM73 228V229H72ZM86 228V227H85ZM106 228V229H105ZM111 228V229H110ZM172 228V227H171ZM181 228V227H180ZM185 228V229H184ZM243 228V229H242ZM41 229L44 231L45 229H48V230H45L44 231V233L46 232V234H48V236H50L51 235V238H49V241H50V243H49V241H48V239H45V238H48V236L47 237H45L46 235L45 234H42L43 233V231H41ZM52 229H54V230H52ZM62 229V230H61ZM68 229V230H67ZM77 229V230H76ZM80 229V230H79ZM108 229V231H105V230H107ZM110 229V230H109ZM192 229V230H191ZM202 229V230H201ZM244 229L246 230V231H249V232H247V235H245V233L246 232H244ZM14 230H15V232L17 231V233L16 234H18L17 235V238H16V236L14 235H12L13 233H15L14 232ZM29 230V231H28ZM30 230H31V233H32V230H33V233L31 234L30 233ZM38 230H40V231H38ZM51 230V231H50ZM57 230V232H55ZM65 230V232L66 233H62L63 234V236H62V234H59V233H61V232H63ZM70 233V232H72L73 234L72 235H75L74 237L72 236V235H69L68 233H67V231ZM75 230H76V232H78V234H76V232H75ZM82 230V231H81ZM111 230H113V231H111ZM173 230V229H172ZM172 230H170V232L172 231ZM189 232H188V231ZM204 230V231H203ZM243 230V231H242ZM21 231H23V232H21ZM50 231V232H49ZM100 231H102V233L100 232ZM179 231V230H178ZM184 231H186V232H184ZM204 234V235H202V233ZM242 231V232H241ZM75 232V233H74ZM79 232H80V234H79ZM83 232V233H82ZM100 232V233H99ZM184 232V234H182ZM199 232H200V234H199ZM206 234H205V233ZM9 233H11V234H9ZM39 233H41L40 235H38V236H41L42 238L43 237H45V238H40V239H38L39 237L37 236V237H35V238H33V241H30V239L32 238V236L33 235H36V234H39ZM49 233H50V235H49ZM82 233V234H81ZM173 232H171V234H172ZM175 234L177 233V231L176 232H174ZM187 233V234H186ZM207 233H209V234H207ZM240 233H242V234H240ZM244 233V234H243ZM248 233H249V237H250V240H249V242L247 241L248 239H249V237H247L248 236ZM3 234V235H2ZM5 234V235H4ZM25 234V235H24ZM31 234V235H30ZM53 234H54V236H53ZM64 234H67L68 235V237H69V241H67V238L68 237H66V236H64ZM175 234H173L171 237H173V236H175ZM187 236H186V235ZM189 234V235H188ZM198 234V235H197ZM260 234V233H259ZM7 235H9V237L12 239L11 240V242H10V238L7 236ZM13 236V237H11V236ZM26 235H28V237H30L31 236V238L29 239L28 237V239H29V241H28V243H24L25 241L27 242V240H25V239H27V238H25V236ZM30 235V236H29ZM44 235V236H43ZM56 235V236H55ZM57 235H60L59 237L57 236ZM80 236L79 238H78V236ZM84 235H86V236H84ZM90 235L92 236L93 235V238H90L89 239V237H90ZM100 235V236H99ZM105 235H108V236H106V238H105ZM169 235V236H168ZM178 235V234H177ZM176 235V236H177ZM186 236V237H184V236ZM200 235L201 236H203V237H200ZM240 235V236H239ZM4 236H6V237H4ZM20 236V237H19ZM52 236H53V238H52ZM70 236H71V238H74V240L76 241L77 240V242H74L73 241V239H72V241L73 242H71V240H70ZM89 236V237H88ZM112 237H113V235H111ZM175 236V237H176ZM242 236V237H241ZM19 237V238H18ZM54 237L56 238V237H58V238H60V240H61V242H60V245H61V247L63 248H60V247H58L57 248V246H54V245H59V239L58 238H56L57 239V241H55V242H53V240H54ZM61 237H63V239H61ZM84 237V238H83ZM91 241V243H90V241L88 242V244L92 247V249H94V250H92L91 249V247H89L88 246V244H87V242L86 243H84L86 240H88L87 238ZM105 239H104V238ZM239 237H241V238H239ZM4 238H9V239H7V242H6V240H4ZM65 238V239H64ZM81 238V239H80ZM183 238V239H182ZM185 238V239H184ZM187 238V239H186ZM236 238V239H235ZM257 238H259V239H261L260 241H258L259 243H260V246H259V243H257V241L256 240H259V239H257ZM1 239H3V240H1ZM17 239L20 241V242H22L23 244H25L24 246L22 245V243H20V242H18L17 241ZM83 239H85V240H83ZM95 241H93V240ZM97 239V240H96ZM176 239V240H175ZM254 239H256V240H254ZM35 240V241H34ZM47 240V241H46ZM69 243V245H67L68 243H66V241ZM78 240H79V242H78ZM82 240V241H81ZM99 240V244H98V241ZM103 240H106L105 242L103 241ZM108 240V241H107ZM174 240V241H173ZM180 240H182V241H180ZM183 240L186 242L187 241V243L185 244V242H184V244H183ZM189 240V241H188ZM235 240H237L238 242H239V244L238 245H236L238 242L237 241H235ZM246 240V241H245ZM4 241V242H3ZM18 243H17V242ZM64 241H65V243H64ZM84 241V242H83ZM101 241V242H100ZM103 241V242H102ZM176 241H178V242H176ZM236 243H235V242ZM244 241V242H243ZM256 241V244L255 243H252L251 244V242H255ZM33 242V243H32ZM47 242V243H46ZM52 242V243H51ZM62 242H63V245H62ZM82 243V245H83V247H82V245H81V243ZM149 242V245H147V243ZM241 242V243H240ZM246 242V243H245ZM32 243V244H31ZM46 243V244H45ZM54 243V244H53ZM77 245H76V244ZM92 243H96L98 246H102L101 248V250H100V248L99 249H97L98 248V246H96V244H95V246L97 247H95L94 246V244H92ZM102 245H101V244ZM201 244L200 246H198L199 244ZM208 243H210V244H208ZM233 243V244H232ZM244 243H245V245H244ZM249 244V246H254L253 244H255V247H257V249L254 251L253 250V248H255V247H248V244ZM16 244V245H15ZM44 244V245H43ZM51 245V246H53L54 247V249H53V247L51 248V246H50V248L48 247L49 245ZM75 244V245H74ZM86 244H87V246H86ZM206 244H208V245H206ZM227 244V245H226ZM244 245V247H243V245ZM47 245V246H46ZM59 245V246H60ZM65 245H67V247L65 248ZM80 245H81V247H80ZM145 245V244H144ZM262 245H263V247H262ZM27 247V249H23V247ZM45 246H46V248L48 247V251L49 252H47V250H46V248H45ZM64 246V247H63ZM76 246V247H75ZM148 246V247H147ZM171 246V247H170ZM199 247V249H198V247ZM202 246L204 247H206V249H204V251H203V249H201L202 248ZM214 249H212L211 247ZM231 246V247H230ZM237 246V247H236ZM246 246V247H245ZM258 246L260 247V248H258ZM55 247H56V249H55ZM69 247V248H68ZM107 247V246H106ZM168 247H170V248H168ZM234 247H236V248H234ZM242 247V248H241ZM247 247H248V249L250 250V253H249V250L247 249ZM3 248H1L0 247V251L1 252H5V251H7V252H5V254H0L1 256V259L3 260V257L4 256H6L5 257V259L7 258V261L4 259L3 261H4V263H2L1 261H0V263H2V264H8V263H12V260H15V261H13V263L12 264H18V263H21L22 262V264H23V262H25L26 263V261L27 260H21V262H19V259L21 258V257H19L18 258V256H20V254L18 253V252H20V249L17 251V253H18V255L16 254V252L15 251H13V253L11 254L10 252H12V251H8V249L9 250H11L10 248H7L6 249V247L3 249ZM19 247L17 246V249H18ZM32 248H34L33 250H32ZM35 248H36V251L37 252H34V250H35ZM68 248V249H67ZM85 249V252H84V249ZM183 248V249H182ZM185 248V249H184ZM230 248V249H229ZM232 248V249H231ZM56 250L55 252L53 251V253H52V251H51V253H50V250ZM58 249H61L60 251H58ZM95 249H97V251H95ZM171 250L170 252H171V255H169L170 257L173 255V260L168 256V253H169V251L168 250ZM231 250V251H229V250ZM238 249H240L241 251H239ZM244 249H246V250H244ZM42 250H43V253H42ZM44 250H46V253H49V255L48 256H45V252H44ZM64 250H65V252H64ZM89 250H90V252H89ZM92 250V251H91ZM236 250V251H235ZM251 250L253 251V252H251ZM25 251V252H26ZM70 251V250H69ZM82 251H83V253H82ZM86 251H88V253L86 252ZM146 251V252H145ZM172 251L174 252V254L172 253ZM185 251V252H184ZM210 251V252H209ZM233 251H235V253H233ZM240 252V254H239V252ZM242 251H243V253H242ZM256 251H258V252H256ZM0 252V253H1ZM26 252V253H27ZM30 252H31V254H30ZM34 252V253H33ZM98 252H97V254H98ZM145 252V253H144ZM168 252V253H167ZM249 253L250 254V256H248V254H246V253ZM9 253H10V255H12V256H15V258L17 257L18 259L16 260L14 257L13 258H11L12 256H10L9 255ZM27 253V254H28ZM36 253V254H35ZM41 253V255L40 256H38L39 254ZM120 253H124V252H120ZM119 253V254H120ZM230 253H232V254H230ZM255 253V254H254ZM13 254H16V255H13ZM38 254V255H37ZM54 254V255H53ZM64 254H65V256H64ZM81 254H82V257H81ZM85 254H87L86 256H85ZM96 254V255H97ZM118 254V253H117ZM118 254V256H121V255H123V257L125 256H129V254H121V255H119ZM145 254V255H144ZM228 254V255H227ZM254 254V255H253ZM2 255H3V257H2ZM47 255V254H46ZM53 257H52V256ZM89 255V256H88ZM174 255H175V257H174ZM219 255H221L220 257H222V258H220L219 257ZM232 255V256H231ZM235 255H236V258H235ZM238 255V256H237ZM239 255H240V257H239ZM243 255L244 256H248L247 258H243ZM253 255V257H251ZM8 256H10L9 257V259H8ZM83 256H85V257H83ZM88 256V257H87ZM91 256H93V255H91ZM224 256V257H223ZM227 256V257H226ZM231 256V258L230 259H232L233 260V262L230 260V259H228L229 257ZM254 256H256V257H254ZM44 257V258H43ZM139 257V256H138ZM169 257V258H168ZM211 257V258H210ZM216 257V258H215ZM218 257V258H217ZM235 258V259H233V258ZM250 257V258H249ZM23 259H24V257H22ZM40 258V259H39ZM41 258H42V261H41ZM55 259H57V260H59L58 258H57V256L55 255V257H54ZM223 258H224V260H223ZM238 258V259H237ZM254 258H255V260L256 261H254ZM45 259V260H44ZM54 259V260H55ZM62 259L60 258V262H57L56 260V262L53 260V262H55V263H53L51 260L48 262V264L50 263V264H58V263H62ZM84 259V260H83ZM214 259V260H213ZM215 259H220L221 261H219V260H217V262H216V260ZM228 259V263L226 262V260ZM244 259H247L248 260V262L249 263H247V260H244ZM250 259V260H249ZM79 260V261H78ZM92 260V259H91ZM90 260V261H91ZM203 260H205V261H203ZM208 260V261H207ZM210 260H212V262L210 261ZM241 260V261H240ZM244 260V261H243ZM6 261V262H5ZM18 263H17V262ZM27 261V262H28ZM44 261V262H43ZM64 261H63V263H64ZM184 261V262H183ZM215 261V262H214ZM230 261V262H229ZM236 261V262H235ZM257 261V262H258ZM16 262V263H15ZM52 262V263H51ZM211 262V263H210ZM263 262V263H262ZM24 263V264H25ZM29 263V262H28ZM27 263V264H28ZM31 263V264H32ZM245 263V262H244ZM243 263V264H244ZM130 264V263H129ZM132 264V263H131ZM257 264H260L259 262L257 263Z\"/></svg>",
    "mask_w": 264,
    "mask_h": 264
},
{
    "label": "bare ground",
    "instance_id": "obj_2",
    "mask_svg": "<svg viewBox=\"0 0 264 264\" xmlns=\"http://www.w3.org/2000/svg\"><path fill=\"white\" fill-rule=\"evenodd\" d=\"M145 0H143V2H144ZM152 1V2H151ZM160 1H162V0H158L157 2L155 1V0H150V4H148V5H145V4H147L146 3V1H145V4L142 2V0H43V2L44 3H42V2H40V0H0V217H1V215H2V212L3 211H6L7 209L8 210H10L11 209V207H13L14 205L12 204V203H14V202H12L11 203V205H9L10 206V209L8 208V204L10 203V202H8L7 203V198H8V196L10 195V196H12V194H15V195H17V193H18V198L15 200V201H19L18 199H19V196H20V192L21 191H23L24 192V189H30V188H28L29 186H30V184H31V186L30 187H35V183H37L36 181H38V178H40V177H38L39 176V174L41 173V175H42V172H43V170L38 166V163L39 162H41L42 161V156L41 155H39V154H42V155H47V156H43L45 159H43V162L44 161H46L47 159H50V160H52L51 158H52V154H56V152H53V151H55V149L52 147L53 146V144H55V141L53 140V136H57V135H55V133H53L54 132V130H62V129H60L61 127H62V125L64 124V125H66L67 127H70V125H68V124H65V123H63L61 126H59L60 128H54V125H55V123H54V125H53V122H55L54 120H53V117L56 115V113H54L53 114V111H54V104H55V102H56V100L55 99H53L52 97H53V95H54V83H60L61 84V82L59 81V82H54V79H56L57 77H59V76H56V75H59L60 73L59 72H61L60 70H62V72L61 73H63V70H64V67H63V69L62 68H60L59 69V66L60 65H62L61 63H64L65 62V64L70 60V62H69V64L67 63V65H66V67L65 68H70V71L72 70V72H73V70H75V66L78 64V66H77V68H79V66L80 67H82V66H84V68H85V66L86 65H84L86 62H87V65H88V69L87 68H85L86 70H83V67L81 68V70H83V72H85V71H87V70H96V72L95 71H92V74H94V78H97L98 80L100 79L99 78V74H101L100 73V68L99 67H102V70H104L105 72L106 71H109V74H110V70L111 69H109V68H105L106 66L107 67H113L112 68V71L114 72V74L112 73V71H111V74L110 75H112V76H110V75H108V72H106L107 73V77H108V80H106V79H104V82H106V85L107 84H109V86H106V85H104V83H103V80H102V82H100V81H98V82H100L101 84L103 83V85H100V84H98V82H97V84L99 85V86H101V87H103L104 89H102V88H100V89H97V90H101L102 89V91L104 90H106V93L104 92H99V93H102L103 94V96H104V94L107 96V98H106V96L105 97H103L102 95H100V96H102V98L101 99H103L104 100V103H105V105H104V103H102V102H100V104L101 105H104V107L103 106H101V108H103V109H101V108H99V109H97V110H100L99 111V113H98V111H97V115H96V113H95V111H96V109H95V111L93 112L92 111V109H93V106L94 105H91L92 103H93V101H91L92 99H90V96H88L89 97V99H88V97L86 98V99H88V100H90L92 103L90 104V102H88L87 100V102L89 103H86V105L84 104V107L86 108V106H87V104L89 105V107L91 108V106H92V108L90 109V108H88V106H87V109L85 110V113L83 112L82 113V116L80 115V117H82L83 118V116H85L86 118H83V119H81V120H83L82 122H80L81 123V125L82 126H80V128L81 127H85V126H83V125H85V124H87L88 123V120H87V122H86V120L85 119H87V117L89 116L90 118H91V116L90 115H93L94 116V114H95V116L96 117H98V120H99V117H100V120L102 119V118H105L107 115L109 116V118H108V116L105 118V120H107V122L105 121V120H103L104 121V123H100L99 121H97L96 119H94L95 121H97V123H100L101 125H98L96 122H94V124L96 123L99 127L101 126V128H102V126H103V124H105V126H104V129L103 130H105V135H103V134H101L102 132H103V130H102V132L100 133V128H99V131L97 132L99 135H97V139L96 140H99V141H97L96 142V140H92V138H95V136H93L92 137V131L90 132L89 131V126H90V124H93L92 122L94 121H92V122H89L88 123V125H87V127H85L84 129H86L87 128V130L89 131H87V130H85L86 132H88V134H90V136L92 137H90V136H88L87 135V133L85 134V132H83V135L85 134V135H87L89 138H91V140L89 139V138H86L87 140H86V144H85V142H82L83 144L81 145H79V146H77V144H76V142L74 143V144H76V146H74V145H72V144H70V142H72L73 140H71L72 139V135L73 134H71V133H75L76 132V130L74 131V132H71V130L69 129V131L68 132H66V133H68V134H71V141H68L67 139H69V135H68V137H66L64 134H66L65 133V131L63 132L64 134V136H65V138L64 137H60V139H58V145L57 144H55L56 145V147L57 146H59V144L61 143H59V141L61 140V139H65L66 141H62L63 143H65V144H63L62 143V145H67V146H69V144L70 145H72L73 147H74V149L75 150H72L73 148H72V146H71V152H73V153H76V159L77 160H75L74 158V160L75 161H79V159H80V157L82 158L83 157V155L82 156H80L79 155V153L77 154V152L78 151H76V150H78L79 148H81L82 147V149H81V154L82 153H85L86 152V150L88 149V147H91V146H89L90 144V141H91V145L92 146H95L96 144H100V143H98V142H100L101 140H102V138H98V137H102L101 135H103L104 137H103V140L105 139H107L106 140V142L105 141H103L104 142V144H106V146H104V145H98V149L97 150H95V148L96 147H94V149H93V147H91V149H89V151H92V153H98L97 155H98V157H99V155H100V157H99V159H100V161H99V159H98V161H96V162H94V163H92L91 161H92V159H93V156H91L90 157V155H89V153H87L88 154V156L85 154V156H87V160H89L90 158H92L91 160H90V162L92 163H90V165L88 166V167H91L93 170L94 169H96L95 171L96 172H98L97 173V175L96 176H98L99 177V179H100V181H98L99 179H98V177H96V176H92L95 180H96V182H95V180H93L94 181V183H95V187L96 186H98L97 188H95V189H97L96 190V192L95 191H93L92 190V186L94 185V183H93V181L91 180V178L89 179V173L91 172H88V176H86V177H88V180L87 181H85L84 180V178H83V180H84V183L87 185L86 186V188L85 189H82V191H81V187H79L80 189H79V191H81V193L79 192V194H82V197H84L83 196V194L84 195H86L87 196V203H85V205L86 204H88V201H89V197H92V198H96L95 199V201L96 200H100V197H104L103 199H104V201H102V203L101 204H98V206L96 205V207H94V205H92L91 206V204L89 205H86L85 207H86V211L84 212V209H82V211H83V213H85L86 214V216H85V214H83L84 216H85V220L87 221V222H85V225H88V226H84V228H80V229H83V231H85L84 229H88L87 230V234L89 233V234H95V233H98V229L96 230L95 229V227H93V225L91 226L89 223L90 222H93V221H91L92 219H94V217H96V216H101V215H103L104 214V212L105 213H107V211H108V207L112 204V202H114L111 198H113L114 197V193H116L115 192V190H113V186H114V184H118L117 182L119 181V183H120V181H121V185L123 184L124 185V183H126V182H129V183H131V181L132 180H130V178L132 179V176H133V174L135 175V174H137V173H135V172H137V170H133V171H126V169L125 168H123V167H125V166H123L124 164H123V160H124V158L126 157V158H128L129 156H131L130 154H132V153H134L135 152V154H136V152H138V151H142V150H144L146 147H148L152 142H154L153 140H155L156 138H160L162 135L164 136L165 134L164 133H166V132H169L168 130H170V129H168V128H165V125L163 126H161L159 123H160V121H158L157 119H156V117H158V116H154L155 115V113H154V111L156 110V109H153L152 107L150 108V106H149V109H148V107L147 108H145L146 107V105L145 104H143L145 101H146V98L142 95V94H138V92L137 91H141V93L143 92V88L142 89H140V90H136L137 88V86L135 85V83H136V81H137V79L139 78V76L141 75V76H143L142 74H143V72H144V75H145V77H147L146 78V81L145 82H147V83H149V84H144L145 85V87H146V85L148 86V88L149 89H147L148 91H149V93H151V95L153 94V96H154V94L156 95H158L159 93L158 92H161L162 91V89L164 90L165 88L166 89H168V90H170L169 91V93L171 92V89H169L171 86H169V84L170 83H168V82H170L169 80H166V79H170V77H167V75H166V73H165V71L167 70V68L169 67V65H167L168 64V62H169V56H168V54L169 53H171L172 51H174V53H175V57H174V59H173V61H172V69H174L176 72H177V74L179 75V73H180V75H181V73H183L180 77H183V75L186 77V75H187V72L186 71H184V68H183V62H184V60L186 59L187 60V58H188V54H187V52L189 51L190 52V48H188V45L186 44V35L183 33V32H181L180 30H178V26H183V25H188L189 27H190V29H191V35H190V37H191V39L192 40H195L196 41V45H198V46H194L193 47V51L194 52H196L197 54H199L200 55V57L202 58V65H203V67L204 68H206V69H209V68H211L212 69V72H213V70L214 71H217V70H215L216 68L215 67H212V66H214V62L216 61L217 62V60H220L221 61V57H220V54L219 53H217L218 52V49H216L217 48V44L215 43V42H213V41H210V40H208V39H206L205 38V36H206V31H207V29L211 26V23L212 22H214L213 21V18H211L213 15H212V13L215 11V7H214V4H213V6L212 5H210V4H212V3H208V2H206V0H199V1H189L188 0V2H187V0H185L186 2L185 3H183V1H182V3H180V0H164V1H162V2H164L163 3V5H161V7L162 8H160V7H155L154 6V4L156 5V6H159L160 5ZM179 1V2H178ZM235 0H228V3L230 4V6H232V5H237V0H236V2H234ZM241 1V0H240ZM178 2V3H177ZM59 3H61V6L59 5ZM180 3V5H184V6H179L178 4ZM227 3V2H226ZM227 3V4H228ZM239 4H240V2H238ZM162 4V3H161ZM210 6V8L211 9H209V6ZM226 4V5H227ZM228 4V5H229ZM233 6V7H236L237 8V6ZM212 6V7H211ZM149 7H150V9L152 8V9H156V11L158 10V13H160V17L157 19V20H155V26H156V28H157V31H156V34H155V36H153L150 40H149V43L148 44H146V45H148V46H143V45H141V42H140V31L138 32L137 30L138 29H141V26H142V24L144 23V21L147 19V20H149V19H152L153 21H154V17H150V15H149V13H148V9H149ZM200 7V8H199ZM208 7V8H207ZM214 7V8H213ZM199 8V9H198ZM201 8H207V9H209V11H213L212 13L211 12H208L209 14H210V16L208 15H206L205 14V16L204 15H199L197 12H198V10H199V12L201 11L200 9ZM227 8H229L230 9V7L229 6H227ZM206 9V10H207ZM213 9V10H212ZM196 10H197V12H196ZM204 9H202V11H203ZM238 11H240V9L238 8L237 9ZM233 11V13H235V12H237V11H235L234 12V9L232 10ZM190 12V13H189ZM205 12H207V11H205ZM241 12V11H240ZM185 13H188V14H186L185 15ZM239 15L238 16H236V17H240L241 18V16H240V14H242V12L241 13H239V12H237ZM182 14H184V15H182ZM190 14V16H188ZM203 14H204V11H203ZM244 14V13H243ZM212 15V16H211ZM233 16H234V14H232ZM203 16V17H202ZM243 16V15H242ZM244 16H245V14H244ZM212 19H210V18ZM214 18H215V16H214ZM263 18V17H262ZM122 21H121V20ZM217 19H218V16H217ZM130 21H137V22H135V25H136V27L138 28H136L135 29V27H133L132 29H130L131 28V26L130 27H128V25L127 24H132L133 25V23H131ZM137 23V24H136ZM237 26H240L239 24L238 25H236L235 27H237ZM232 28V27H231ZM231 28H229L230 30L228 31V30H226V32L228 31V32H230L231 31ZM239 27H237L236 29H238ZM133 29H134V31H133ZM235 29V28H234ZM240 29L241 28H239V30H237V31H240ZM232 30H233V28H232ZM252 30L253 29H251V31L249 32V34L252 32ZM68 31V32H67ZM73 31V33L74 32H76V34H73L72 33V36H69V38L68 37H65V35H64V37H63V39L64 40H66V39H69L68 40V46L66 47H64V41H63V43H61V40H63V39H60L59 37H61L63 34H66V32L67 33H71ZM136 31V32H135ZM179 31V32H178ZM244 31V30H243ZM248 31V30H247ZM253 31H255V33H256V31H257V29L256 30H253ZM42 32H45L47 35H45V33H44V35H45V37L46 36H48V34H49V39H51V37H52V39H57V37H55L56 35H57V33H59L58 35H59V39L60 40H58V42H60L59 44H61L60 46H63V50L62 51H66L68 48L70 49V47L72 46V47H75V48H73V50L74 49H76V51L77 50H79V51H83L84 52V50L85 51H91L92 50V57H90V56H88L87 55V53L88 52H86V54L85 53H82L84 56L86 55L87 56V58L88 57H90L91 59H94L95 58V60L97 61V62H99V64L98 63H95V61L94 60H90L89 59V64H88V60H87V58L86 57H83V56H81L82 54H79V53H81V52H78L77 51V54H79L78 56H80V57H82V60L80 59V57H76V58H79V60L82 62L83 61V59L85 58L86 60H84V61H86L83 65H82V63L78 60L77 61V59L75 60L74 59V56L76 55L77 56V54H76V51H75V55H71L72 56V59H69L71 56L69 55V54H73V51H72V53H69L68 52V55H69V58H67V62L66 61H64V62H59L60 63V65L58 66V63H57V65L56 66H58L57 68L59 69H57L59 72L55 75L54 74V67H56V66H53L54 65V61L53 60H55V59H53V58H56L57 59V57H54V56H52L54 53H53V49L55 48H53L52 46H54V44L53 43H51V40H50V42H49V40H46L45 42H46V45H48V46H46L45 45V42L43 41H41L42 39L44 40V38H40V34L42 33ZM235 32H236V30H235ZM241 32V31H240ZM240 32H239V34H240ZM56 33V35L54 36L55 38H53V35ZM60 33H61V36H60ZM63 33V34H62ZM69 33V34H70ZM231 33V32H230ZM242 33V32H241ZM255 33H253L256 37H257V33L255 34ZM227 34V33H226ZM232 34V33H231ZM234 34V33H233ZM232 34V35H233ZM236 35L238 34V33H235ZM245 34V36L247 37L248 36V34L247 33H242V35H240L239 37H242L243 35ZM44 35H42L41 37H44ZM67 35V34H66ZM74 35V36H73ZM252 36V38L254 39L255 38V36ZM229 36V35H228ZM234 36V35H233ZM238 36V35H237ZM245 36H243V37H245ZM251 36V35H250ZM66 38V39H65ZM233 38V37H232ZM240 39H242V42H246V40L245 41H243V38H238V40H240ZM245 39V38H244ZM57 40H54V41H57ZM236 40V39H235ZM247 40H249V38L247 37ZM251 40V39H250ZM255 40V39H254ZM67 41V40H66ZM65 41V42H66ZM70 42V43H69ZM42 43V44H41ZM49 43V44H48ZM67 43V42H66ZM238 43H240L239 41H237V44ZM41 44V45H40ZM44 44V45H43ZM57 44V45H56ZM64 44V45H63ZM69 44L71 45L70 47H69ZM77 44H79L78 45V47H77ZM240 44H242V43H240ZM43 45V46H42ZM55 45L56 46H59L58 45V43H56L55 42ZM67 45V44H66ZM76 45V46H75ZM42 46V47H41ZM45 46V47H44ZM80 46V47H79ZM82 46V47H81ZM255 46H257V45H255ZM45 49H44V48ZM240 48L242 47V45L241 46H239ZM245 47V46H244ZM41 48H42V50H41ZM60 48H62V47H60ZM60 48H56V49H60ZM66 48V49H65ZM79 48V49H78ZM84 48V49H83ZM243 48V47H242ZM68 49V50H69ZM243 49H245V48H243ZM67 50V51H68ZM71 50H72V48H71ZM94 50V51H93ZM108 50H113V52H108ZM213 50H216V51H213ZM242 50V49H241ZM58 51V50H57ZM64 51V52H65ZM66 51V52H67ZM105 51L106 52H108V57H109V53L110 54H112L111 56H112V58H111V56L109 57V58H111V59H113V60H111V59H108V57H106L107 55H105V54H107V53H105ZM115 51V52H114ZM200 51V52H199ZM59 52H60V50H59ZM63 52V53H64ZM93 52H96V53H98L97 55H100V56H98V58L99 59H101V58H103L102 60H100V61H103V62H101L100 63V61H98V59H97V56H95L96 54H94ZM100 52H101V54H100ZM104 52V53H103ZM246 52H248V51H246ZM56 53V52H55ZM60 53H62V52H60ZM59 53V54H60ZM65 54V53H64ZM63 54V55H64ZM67 54V53H66ZM93 54H94V56L95 57H93ZM103 54V55H102ZM212 54V55H211ZM216 54H219V56L218 55H216ZM68 55H65V57H68ZM91 55V54H90ZM105 55V56H104ZM162 55V56H161ZM245 55H247V54H245ZM103 56V57H102ZM220 57L219 59H217L218 57ZM60 57V56H59ZM106 57V58H105ZM121 58H123V60H120V62L122 63V64H118L119 62H118V60L119 59H121ZM161 58V59H160ZM45 60V64H41V62L42 63H44V60ZM60 59V58H59ZM62 59V58H61ZM74 59V60H73ZM105 59V60H104ZM106 59H108V60H111V61H113V62H118V63H116V64H118L117 66L115 65V63H111L112 65H110L109 63L111 62V61H106ZM124 59L126 60V62L124 61ZM156 60V61H154V62H157V60H159L158 62H160V64L159 65H161V63L163 64V65H161V67L163 68L162 70H164V68H166V70H164V72L163 71H160V69H161V67L160 66H158L157 65V63L155 64L154 62H152L153 60ZM64 60H66V58H64ZM71 60H73V61H71ZM41 61V62H40ZM58 61H60V60H58ZM62 61V60H61ZM75 61L76 62H79V63H75ZM91 61V62H90ZM123 61L125 62V63H123ZM56 62H57V60H56ZM109 62V63H108ZM73 63V64H72ZM94 63V64H93ZM154 63V64H153ZM217 63H219V62H217ZM64 64V65H65ZM70 64H72V66H74L73 67V69H71V67L69 66ZM92 64V65H91ZM108 64V65H107ZM123 64H126V65H123ZM44 65V66H43ZM89 65L90 66H92V67H90V68H93V69H89ZM115 65V66H114ZM93 66H95L96 67V69H94L95 67H93ZM104 66V67H103ZM164 66V67H163ZM168 66V67H167ZM62 67V66H61ZM87 67V66H86ZM110 67V68H111ZM97 68H99L98 70H99V72L97 71ZM160 68V69H159ZM170 68V67H169ZM215 68V69H214ZM146 69L147 70H149V71H146ZM56 70V69H55ZM56 70V71H57ZM69 70V69H68ZM77 70V69H76ZM75 70V71H76ZM81 70L79 71V69L75 72H73L74 74H76V73H78L79 74V72L81 73ZM101 70V71H102ZM65 71H67V70H65ZM64 71V72H65ZM79 71V72H78ZM104 71H102L103 73H104ZM69 72V71H68ZM68 72H67V74H68ZM72 72H70V74H71V77H73V73ZM82 72V73H83ZM89 72V71H88ZM91 72V71H90ZM90 72H89V74H90ZM97 73L98 72V75H97V77H95L96 75H95V73ZM167 72V71H166ZM211 72V74H213ZM56 73V72H55ZM82 73H81V75H80V77H83V79L82 78H80V80L82 79V81H80L78 78H77V80H79V82H77V80L76 81H74L73 80V78H71L72 79V81H74V82H76V83H80V84H82V85H80V87L81 86H83V80H85V78L87 77V76H89V78H91L90 77V75L89 74H87L86 72V77L84 78V75H82ZM106 73H104V74H106ZM169 73V74H168ZM185 73V74H184ZM208 73H210L209 71H208ZM217 73H218V71H217ZM66 74V73H65ZM64 73L63 74H61V76H63V75H65ZM67 74H66V76H67ZM70 74H69V76L68 77H70ZM103 74V77H101V75H100V77L101 78H104V75ZM148 74V75H147ZM167 74L170 76L171 74H170V72H167ZM216 74V73H215ZM214 74V75H215ZM77 75V74H76ZM75 75V76H76ZM115 75V76H114ZM118 75H119V78H118ZM206 75V74H205ZM54 76H56V78H54ZM78 76V75H77ZM92 77H93V75H92ZM112 77V78H111ZM121 77V78H120ZM144 77V78H145ZM207 77V76H206ZM210 77V76H209ZM264 77V76H263ZM61 78V77H60ZM63 79L65 78V76H63L62 77ZM76 77H74V79H75ZM88 78V77H87ZM86 78V80H88ZM106 78V77H105ZM111 78V79H110ZM143 80H144V78L143 77H141ZM140 78V79H141ZM205 78V77H204ZM262 78V77H261ZM59 79V78H58ZM61 80V81H64V80ZM67 79L68 78H66V83L68 84V82H67ZM71 79L69 78V80L71 81ZM206 79V78H205ZM248 79V78H247ZM86 80H85V83H86ZM93 80H96V79H90V81H92V83H93ZM101 80V79H100ZM207 80V79H206ZM205 80V81H206ZM224 80V79H223ZM251 80V79H250ZM71 81V82H72ZM168 81V82H167ZM202 81H204L203 80V77H202ZM204 81V82H205ZM225 81V80H224ZM246 81V80H245ZM259 81V80H258ZM72 83L73 85H75V83ZM83 82V83H82ZM144 81H143V83H145ZM168 84H167V83ZM208 82H210V78H209V81ZM248 82H251V81H248ZM247 82V83H248ZM63 83H64V85H66L67 87L69 86V85H67L66 83H65V81L64 82H62V84H61V87L63 86ZM111 83V84H110ZM164 83H166V84H164ZM259 83H260V81H259ZM59 84V85H60ZM89 84H91V83H89L88 82V85ZM94 84H96V82L95 83H93L92 85H94ZM206 84V83H205ZM257 84V83H256ZM261 84H264V81H263V83H261ZM52 85H53V87H52ZM77 85V84H76ZM75 85V88L77 87H79V86H76ZM79 85V84H78ZM164 85H165V87H164ZM209 84L207 83V86H208ZM221 85V84H220ZM66 86H64L63 88H61V87H59V89H64ZM91 86V85H90ZM95 87L97 86V85H94ZM99 86H97V88L99 87ZM167 86V87H166ZM172 86H174V85H172ZM214 86V85H213ZM213 86H212V88H213ZM86 87H88L87 86V83H86V86H85V88ZM162 87H164V88H162ZM184 87H186V86H184ZM217 87L218 86H216V89H217ZM221 87V86H220ZM69 89L71 88V85H70V87H68ZM68 88H65V89H68ZM73 88V90H74V87H72ZM76 88V89H77ZM91 88H92V86H91ZM147 88V87H146ZM160 88H161V91H160ZM215 88V87H214ZM45 89V90H44ZM57 89V88H56ZM55 89V90H56ZM76 89H75V91H76ZM96 89V88H95ZM165 89V91H167ZM188 89V88H187ZM186 89V90H187ZM219 89V88H218ZM41 90H43V93H41L42 91ZM60 90V91H61ZM80 90H82V89H80ZM85 90V89H84ZM89 90L90 89H88L87 91L89 92ZM207 90H208V88H207ZM206 90V91H207ZM210 91H212L211 89H209ZM208 90V91H209ZM69 91V90H68ZM72 91V90H71ZM83 91V90H82ZM91 91V90H90ZM94 91V90H93ZM108 91V92H107ZM109 91H110V93H115V94H117V95H111V97L109 96L108 97V95H110L109 94ZM163 92L164 94L165 93H167L166 95H168V91L167 92ZM205 91V92H206ZM219 91V90H218ZM67 91L65 90L64 91V93H66ZM80 92V91H79ZM78 91H77V94L79 93ZM95 92V91H94ZM98 92H95L96 93V96H97V94H98ZM205 92H204V94H205ZM45 93V95L43 96V94ZM63 93V94H64ZM71 93H73V94H75L74 93V91H72ZM82 93V92H81ZM81 93H79L80 94V96H81ZM87 92L85 91V94H86ZM90 93V92H89ZM94 93V94H95ZM213 93H215V92H213ZM58 94V93H57ZM60 94H61V92H60ZM58 95V96H60L59 98H61V95ZM67 94V93H66ZM76 94V96H78L79 97V95H77ZM94 94H92L91 93V97L93 98V96H95ZM161 95H162V93H160ZM163 94V95H164ZM208 94H209V92H208ZM72 95V94H71ZM166 95H164V96H166ZM206 96H207V94H205ZM215 95V94H214ZM214 95L212 94V96L214 97ZM218 95V94H217ZM57 96V95H56ZM69 96V95H68ZM73 96V95H72ZM82 96H83V93H82ZM87 96V95H86ZM159 96V95H158ZM221 96H223V95H221V93H220V97ZM84 97V96H83ZM161 96H159L158 98H160ZM167 97V96H166ZM210 97V96H209ZM216 97H218V96H216ZM219 97V98H220ZM44 100H43V99ZM63 98V97H62ZM85 98V97H84ZM100 97H98V99H99ZM155 98H156V96H155ZM169 98H170V96H169ZM169 98H168V100H166V101H169ZM173 98V97H172ZM57 99V98H56ZM73 99H76L77 100V98H73ZM72 99V100H73ZM157 99V98H156ZM163 99H164V97H163ZM171 99V98H170ZM205 99V98H204ZM207 99V98H206ZM206 99H205V101H206ZM42 100V101H41ZM53 100L55 101L54 102V104H53ZM59 100H61V99H59ZM59 100H57V101H59ZM69 101L71 100V99H68ZM82 100H83V98H82ZM95 100L99 103V100H97L96 99V97H95ZM160 100V99H159ZM202 100V99H201ZM217 100V99H216ZM222 100V99H221ZM62 101H64V103H65V100H62ZM74 101V100H73ZM80 101V100H79ZM79 101H77V102H79ZM101 101V100H100ZM128 102L127 104V106H126V103L125 102ZM174 101V100H173ZM204 101V102H205ZM215 100H213V102H214ZM41 102L43 103V104H41ZM67 102V101H66ZM81 102V101H80ZM83 102H85L84 100L81 102V103H83ZM97 102H96V104H97ZM124 102V103H123ZM164 101H162V103H163ZM170 102V101H169ZM172 102V101H171ZM171 102H170V104H171ZM186 103H187V101H185ZM219 102L220 101H218V104H219ZM60 103H61V101L58 103L57 102V105H59L60 106ZM63 103V104H64ZM76 103V102H75ZM186 103H185V105H186ZM207 103V102H206ZM210 103V102H209ZM215 103V102H214ZM62 104V103H61ZM62 104V105H63ZM66 104V103H65ZM69 104V103H68ZM72 104H74V103H72ZM94 104H95V102H94ZM95 104V107L94 108H98V107H96L97 105L100 107V104H97L96 105ZM175 104H177V102H175ZM184 104V103H183ZM202 104V103H201ZM204 104L205 103H203L202 104V106H204ZM211 104H212V102L210 103V106H211ZM261 104V103H260ZM45 107L44 108V110H45V112H44V110L42 109V107L43 106ZM67 105V104H66ZM78 105V104H77ZM82 104H80V106H81ZM91 105V106H90ZM122 105H124V106H122ZM150 105H152V104H150ZM167 105V104H166ZM165 105V106H166ZM185 105L183 106V109L185 108ZM208 105V104H207ZM215 104H213V106H214ZM58 106V107H59ZM68 107H69V105H67ZM67 106H65L66 108H67ZM122 106V107H121ZM126 106V107H125ZM173 106V105H172ZM178 106V105H177ZM177 106H175V107H177ZM206 106V105H205ZM218 106V105H217ZM72 107L74 108V105L72 106L71 105V108H69L70 110H72V112H73V109H72ZM82 107V106H81ZM80 107V108H81ZM83 107V108H84ZM123 107H125V108H123ZM128 107V108H127ZM169 107V106H168ZM179 107V109L180 108H182V107H180V106H178ZM186 107H188V104L186 105ZM220 107V106H219ZM64 107L62 106V109H63ZM78 108V107H77ZM84 108V109H85ZM121 108H123V110L121 109ZM199 108H202V107H199ZM213 108V107H212ZM61 108H60V111L62 110ZM68 109V108H67ZM75 109H76V106H75ZM79 109V108H78ZM90 110L89 112L91 113V112H93L92 114H90V115H88L87 113H86V111L87 110ZM171 109H173L172 107H171ZM179 109H177L176 111H178ZM207 109V108H206ZM41 110H43V111H41ZM58 110V109H57ZM56 110V111H57ZM70 110H68V111H70ZM77 110V109H76ZM75 110V111H76ZM81 110H82V108H81ZM81 110H79V111H76V112H79L80 114H81ZM146 110H147V113H150V114H147L146 113ZM152 110H154V111H152ZM185 110V112H186V109H184ZM193 110V109H192ZM196 110V109H195ZM198 110H200V109H198ZM218 110V109H217ZM220 110V109H219ZM63 111V110H62ZM61 111V112H62ZM84 111V110H83ZM149 111V112H148ZM183 111V110H182ZM202 111H203V109H202ZM211 111H212V109H211ZM210 111V109H209V112H211ZM44 112V114H46V116L43 114V116H42V113ZM64 112V111H63ZM63 112H62V114H63ZM66 113H67V111H65ZM64 112V114H66ZM71 112V111H70ZM156 112V111H155ZM174 112V111H173ZM180 111H178L177 113H175V114H178ZM193 112H195L194 110H193ZM204 112L206 113V111L204 110ZM208 112V111H207ZM209 112H208V114L206 113V115H209ZM215 112V111H214ZM216 112H218V111H216ZM220 112V111H219ZM218 112V113H219ZM79 113H77L78 115H79ZM151 113H153V114H151ZM181 113V112H180ZM189 113H190V111H189ZM196 113V112H195ZM217 113V114H218ZM41 114V115H40ZM76 114V113H75ZM105 114H106V116H105ZM186 114H188V112H186V113H182V114H179V116L181 117V120H182V118L183 117H187L188 115L190 116V114H188L187 116H186ZM202 114V113H201ZM200 114V115H201ZM215 114V113H214ZM54 115V116H53ZM67 115H72L73 117L75 116L74 114H67ZM156 115H157V113H156ZM194 115V114H193ZM192 115V116H193ZM198 115V114H197ZM200 115H199V118H200ZM211 115H212V113H211ZM44 116H45V118L47 119H45L44 118ZM94 116V117H95ZM104 116V117H103ZM161 116V115H160ZM178 116V115H177ZM192 116H191V118H192ZM214 116V115H213ZM216 116V115H215ZM221 116V115H220ZM56 117V116H55ZM58 117L59 116H57L56 118L58 119ZM73 117H71V119L73 118ZM78 117V116H77ZM94 117H92L90 120H92ZM102 117V118H101ZM153 117V118H152ZM179 117V118H180ZM195 117H196V114H195ZM195 117H193V119L194 120H196L197 118H195ZM43 118V120H45V122L42 120L41 121V119ZM60 118V117H59ZM63 118H65L64 120H66V115H64V117ZM62 117L60 118L61 119V121H62V119H63ZM68 118V117H67ZM69 118H70V116H69ZM76 118V117H75ZM160 118V117H159ZM177 118V120L179 119L178 117H176ZM187 118H189V117H187ZM204 118V117H203ZM206 118V117H205ZM56 119V122L58 121ZM74 119V118H73ZM78 119H80V118H77V119H75V120H78ZM152 119H156L157 121H158V123H157V121L155 122V120H152ZM210 119V118H209ZM216 119V118H215ZM215 119H214V121L213 122H215ZM251 119V118H250ZM81 120H79V121H81ZM198 120V119H197ZM60 121V120H59ZM60 121V122H61ZM67 121V120H66ZM79 121H78V123H79ZM84 121H85V124H83L84 123ZM178 121H180V120H178ZM177 121V122H178ZM183 121V120H182ZM184 121H187L186 119L184 120ZM183 121V122H184ZM191 121V120H190ZM207 120H205V122H206ZM42 122V123H41ZM63 122H65V121H63ZM70 122V124H71V122H74L73 120L71 121H69ZM155 122V123H154ZM176 122V124H178ZM192 122V121H191ZM198 122H199V120H198ZM210 123H211V125L213 124L212 123V121H209ZM216 122H217V120H216ZM59 123V122H58ZM58 123H56L57 125H58ZM66 123H68V122H66ZM79 123V124H80ZM180 123V122H179ZM207 124H208V122H206ZM72 124H74V123H72ZM71 124V125H72ZM77 124V123H76ZM95 124V125H96ZM159 124V125H158ZM193 124V123H192ZM192 124H190V127H194V128H196L195 126H193ZM194 124H196V122L194 123ZM199 124V123H198ZM219 122L217 123V128L219 127H221V125L219 124ZM59 125H60V123H59ZM64 125H63V127H64ZM181 125H182V123H181ZM181 125H177V126H181ZM192 125V126H191ZM200 125V124H199ZM208 125H210V124H208ZM215 125H216V123H215ZM247 125V124H246ZM77 126H79V125H76V127ZM92 126V125H91ZM97 126V127H98ZM213 126H214V124H213ZM65 128L64 127V129H68V128ZM75 126H74V128H73V126H72V131L76 128ZM92 127H94L95 128V126H92ZM97 127L95 128V131L93 132V133H96V129H97ZM167 127H169V126H167ZM203 127V129H204V127L206 128V126L205 125H203L202 126ZM208 127V126H207ZM215 127V126H214ZM248 127H251V125H249ZM91 128V127H90ZM194 128H192V130L194 131ZM199 129L201 128V127H198ZM210 128V127H209ZM209 128H206V129H204V130H207L208 129V131H209ZM216 128V129H217ZM245 128V127H244ZM52 129H54L53 131H52ZM76 129H78V127L76 128ZM93 129V128H92ZM118 129H119V131H118ZM203 129H201V131H203ZM211 129V128H210ZM213 130H214V128H212ZM215 129V131H217ZM42 130H45L46 132L43 134V136H45V137H40V135L42 136V134H40L41 132H44V131H42ZM91 130V129H90ZM196 130H198V129H196ZM195 130V131H196ZM246 131H247V129H245ZM249 130V129H248ZM250 130H251V128H250ZM80 131V130H79ZM215 131H213V132H215ZM52 132V133H51ZM56 132V131H55ZM57 132H59V131H57ZM56 132V133H57ZM81 132V131H80ZM205 132H207V131H205ZM204 131L202 132V133H205ZM250 132V131H249ZM60 133V132H59ZM78 133V132H77ZM104 133V132H103ZM198 133V132H197ZM207 133H209V132H207ZM210 133H212L211 131H210ZM46 134V135H45ZM52 134H54L53 136H52ZM80 134V133H79ZM79 134H77V135H79ZM82 134V133H81ZM167 134V133H166ZM168 134H170V133H168ZM206 134V133H205ZM251 134V133H250ZM76 135V136H77ZM84 135V136H85ZM203 135V134H202ZM202 135H201V137H202ZM61 136V135H60ZM83 136V137H84ZM173 136H175V137H173ZM172 136V139L170 140L171 141V143L170 144H168V145H170L168 148H170V150H169V152H170V154L168 153V151L166 152V153H164V155L166 154L167 155V153H168V155H169V158L171 159V161L169 160V162H168V164H169V166L171 167V169L170 170H168V172L167 171H165L166 169H168V168H165L164 166L162 167L161 165V167L159 166H155V167H151L152 169L151 170H153V169H155V171L153 172L154 174H155V176L154 177H150V179L144 184V182H143V184L141 183L142 181H140V182H138L139 180H140V178L138 179L137 178V182L138 183H141V184H138V185H140L139 187L137 186V184H135L136 185V187H138V188H135V190H137V193L136 192H134V194H136V199H135V201L136 202H138V199H141V198H148L149 196L150 197H154L157 193H158V185H161L162 184V182L163 181H165L166 180V178L168 177V175L169 174H172V173H174V168H177V166H178V168H179V165H181V166H184V167H186V163H187V159H185L186 157L184 156V154H182V152L180 153L179 152V150H181L182 149V151H183V148H181L180 149V147H181V142H180V135H178V133L175 135H173ZM195 136H197V134L195 135ZM194 136V138H196V140H198L197 139V137H195ZM58 138H59V136H57ZM78 137V136H77ZM170 137H171V134H170ZM41 138H42V141H41ZM67 138V139H66ZM73 138H74V135H73ZM81 138H82V136L80 137V139L78 138V140H79V142H81L80 140H81ZM194 138H192L191 140H193ZM76 139V138H75ZM82 139H85V138H82ZM78 140L76 139V141L78 142ZM195 140V139H194ZM200 140H201V138H200ZM199 140V141H200ZM209 140V139H208ZM69 143H68V142ZM85 141V140H84ZM87 141L89 142L88 143V147H87ZM101 141V143H103ZM210 141H212V140H210ZM52 142H53V144H52ZM78 142V143H79ZM92 142H96V144L95 143H92ZM108 142V143H107ZM193 142V141H192ZM191 142V143H192ZM198 142V141H197ZM203 142V141H202ZM205 142V141H204ZM203 142V143H204ZM206 142H207V139H206ZM209 142V141H208ZM217 142V141H216ZM41 143V145L43 144V143H46V145H47V147L49 148V146L50 145H52V146H50V148L51 149H54L52 152H50L49 153V151H51V150H47L48 151V154H44V153H47V151L45 152H43L42 150H44V149H46L45 147H44V144H43V147H44V149H42L43 147L41 146V145H39ZM211 143V142H210ZM210 143H209V145H210ZM213 143H214V141H213ZM213 143H211L212 145H213ZM49 144V145H48ZM94 144V145H93ZM189 144V143H188ZM207 145H208V143H206ZM85 145H86V147H87V149H85L86 147H85ZM109 145V146H108ZM186 145H187V143H186ZM193 145H194V143H193ZM193 145H192V147H193ZM196 145H200V142L199 143H196ZM204 145V144H203ZM208 145V147H210ZM97 146V145H96ZM195 146V145H194ZM205 146V145H204ZM215 146V148H216V146L217 145H213V147ZM39 147H40V149H39ZM55 147V146H54ZM55 147V148H56ZM61 147V146H60ZM83 147H84V152H82V150H83ZM198 147H200V146H198ZM202 147V146H201ZM206 147V146H205ZM213 147L211 146L210 148H212L213 149ZM49 148V149H50ZM58 148V147H57ZM62 148H64V147H62ZM189 148H191V147H189ZM194 148H196V147H194ZM194 148H191V149H194ZM215 148H214V150H215ZM42 149V150H41ZM66 149V148H65ZM197 149V148H196ZM195 149V150H196ZM202 149H204V150H207V149H205V148H201V150ZM209 149V148H208ZM217 149H218V146H217ZM216 149V150H217ZM40 150V151H39ZM58 150V149H57ZM62 150H64V149H62ZM61 149H59V152L58 153H60V151H62ZM68 150V149H67ZM133 150V151H132ZM198 150H200V148L198 149ZM200 150V151H201ZM215 150V151H216ZM68 151H70V149L68 150ZM88 151V152H89ZM39 152H41V153H39ZM63 152V151H62ZM70 152V153H71ZM52 153V154H51ZM70 153H66V151H65V155H66V158H67V156H69V158H72V153L70 154ZM94 153V154H95ZM205 153H207V151L205 152ZM50 154H51V156H50ZM61 154V153H60ZM90 154H91V152H90ZM96 154H95V156H96ZM124 154H125V156H124ZM207 154H210V153H207ZM65 156L63 153L61 154V156ZM73 155H75V154H73ZM77 155H79L80 157H78L77 158ZM92 155V154H91ZM168 155H167V157H168ZM211 155V154H210ZM41 156V160H39L40 157ZM50 156V157H49ZM56 156H57V158H58V156H60V155H57L56 154ZM94 156V157H95ZM47 157H49V158H47ZM55 157V155L53 156V158ZM89 157V158H88ZM61 157H59V159H60ZM66 158L64 159L63 157L61 158V160H66ZM83 158H85V157H83ZM97 157H95V160H97L96 159ZM121 160H120V159ZM168 158V159H169ZM211 158V157H210ZM59 159H57L56 160V158H54L53 160V163L55 162V160H56V162L54 163L55 165H56V163H57V161H59ZM72 159V160H73ZM185 159V160H184ZM209 159V158H208ZM50 160H48V164L46 163V165H48L49 166V163L51 162ZM73 160V161H74ZM82 160V159H81ZM80 160V161H81ZM94 160V159H93ZM187 160V161H186ZM50 161V162H49ZM68 161V160H67ZM74 161V162H75ZM80 161H79V163H80ZM83 162H81L80 163V165H78L77 164V162L76 163H73V164H71L72 163V161L70 162V159H69V163L73 166H75V164H77L78 166H77V169H78V167H79V169H82V168H80V167H82L81 165H83L84 166V162H89V161H84V160H82ZM210 161H211V159H210ZM47 162V161H46ZM206 162H207V159H206ZM213 162H215L214 160L211 162V163H208V164H212ZM59 163H60V161H59ZM62 163V162H61ZM60 163V164H61ZM67 162L65 161L64 162V164H66ZM182 163H184V164H182ZM188 163H190V162H188ZM217 164H218V162H216ZM58 164V163H57ZM60 164H58L57 166H60ZM63 164V163H62ZM61 164V166H63ZM88 163H86V165H87ZM42 165V162L40 163V166ZM43 165H44V163H43ZM42 165V166H43ZM45 165V166H46ZM50 165H52V163L50 164ZM66 165H69V164H66ZM65 165V167H67ZM71 165H69V166H71ZM100 165V166H99ZM190 165H191V163H190ZM215 165V164H214ZM37 166L39 167L38 168V170L39 171H37ZM53 167H54V165H52ZM72 166L70 167V169L72 168ZM100 168H99V167ZM175 166V167H174ZM193 166V165H192ZM191 166V168H193ZM207 165H206V163H205V166L204 167H206ZM211 166V165H210ZM210 166H208L209 168H210ZM218 166V165H217ZM51 167V166H50ZM49 167V170H52L53 169V171H51L52 172V174H50V175H52V178H53V174H54V168H50ZM85 167V166H84ZM87 167V166H86ZM183 167V168H184ZM202 167H203V164H202ZM207 167V168H208ZM211 167H213V166H211ZM43 169H45L44 170V172L47 170V168H44V167H42ZM58 169H59V167H57ZM122 168V169H121ZM163 168H165V170L163 169ZM172 168H173V170H172ZM181 168V167H180ZM208 168V169H209ZM62 169V168H61ZM63 169H64V166H63ZM63 169L61 170L62 172H64L63 171ZM69 169V170H70ZM76 169V168H75ZM74 168H72V170L74 171L75 170ZM77 169H76V171H77ZM185 169H187L188 170V168H185ZM196 169V168H195ZM198 169V168H197ZM42 170V172H40ZM55 170H56V166H55ZM65 170V169H64ZM68 169H66V171H67ZM84 170H85V172H87V170H89V168L88 169H85L84 168ZM92 170V171H93ZM119 170L120 171H122V170H124V171H126V172H124V174L123 173H118L119 172ZM172 170V171H171ZM180 170H182V169H180ZM186 170V171H187ZM193 170V169H192ZM192 170H188V171H192ZM203 170V169H202ZM36 171L38 172V175H37V173H36ZM57 171H59V170H57ZM81 171V170H80ZM95 171H93V172H91V175L92 174H94V173H96ZM175 171H177V169H175ZM179 171V170H178ZM177 171V172H178ZM188 171H187V175H188ZM195 172H196V170H194ZM204 171H206L205 169H204ZM209 171V170H208ZM40 172V173H39ZM43 172V173H44ZM47 173L49 172L50 173V171H46ZM69 172V171H68ZM82 172H84L83 170H82ZM85 172H84V174H85ZM117 172V173H116ZM128 172V173H127ZM151 171L149 170V173H150ZM171 172V173H170ZM185 172V171H184ZM195 172H194V174H195ZM213 172V171H212ZM36 173V174H35ZM55 173H56V171H55ZM61 173V172H60ZM59 172H58V174H60ZM71 173H73V172H71ZM152 173V174H153ZM186 173V172H185ZM191 173V172H190ZM211 173V172H210ZM31 174H33L34 176L35 175H37V179H35L34 180V178H36V177H34L33 178V181L34 182H32V177H33V175H31ZM45 174V173H44ZM63 174H65V173H63ZM69 175V179H68V181H70V175H73V174H70V173H68ZM81 175V172H79L78 171V175ZM117 174V175H116ZM151 174V173H150ZM153 174V175H154ZM192 174V173H191ZM31 175V176H30ZM49 175V174H48ZM48 175H46V177H48L49 178V176ZM66 175V174H65ZM78 175L75 177V178H77L78 177ZM85 175H87V174H85ZM115 175L117 176V177H119L118 179H117V177H115ZM119 175V176H118ZM196 175V174H195ZM208 175V174H207ZM210 175V174H209ZM213 175V174H212ZM262 175V174H261ZM75 176V175H74ZM74 176H71V178H73L74 179ZM137 176V175H136ZM136 176H133V177H136ZM184 176H185V174H184ZM194 176V175H193ZM197 176V175H196ZM199 176V175H198ZM211 176V175H210ZM57 177V176H56ZM96 177V178H95ZM186 177H188V176H186ZM258 177V176H257ZM260 177V176H259ZM44 178H45V175H44ZM52 178L50 177L49 179H51L52 180ZM190 178V177H189ZM194 178V177H193ZM193 178H190V180L192 181L193 180ZM205 178H206V176H205ZM211 178V177H210ZM215 178H216V176H215ZM214 178V179H215ZM264 178V177H263ZM49 179L47 180V179H45V181L47 182H51V181H49ZM56 179V178H55ZM59 179V178H58ZM63 179H65L66 180V178L64 177V175H63ZM78 179V178H77ZM76 179V180H77ZM79 179H81L80 177H79ZM87 179V178H86ZM98 179V180H97ZM209 179V178H208ZM207 179V180H208ZM212 179V178H211ZM217 179V178H216ZM258 179H260V178H258ZM41 180V179H40ZM39 180V181H40ZM54 180V179H53ZM62 180V179H61ZM64 180V181H65ZM82 180V179H81ZM90 180H91V183H93L92 185H91V183H88V182H90ZM122 180H125L124 181V183H122L123 181ZM130 180V181H129ZM135 180V179H134ZM190 180H188V181H190ZM38 181V182H39ZM44 181V180H43ZM44 181V184L46 183ZM57 181V180H56ZM190 181V182H191ZM194 182H195V180H193ZM211 181V180H210ZM216 181V180H215ZM259 181V180H258ZM258 181H256V182H258ZM47 182V183H48ZM60 182H62V181H60ZM59 182V183H60ZM66 182V181H65ZM72 182V181H71ZM76 182V181H75ZM78 182H81V184H82V181H78ZM99 182V183H98ZM133 182V181H132ZM197 182V181H196ZM260 182V181H259ZM258 182V183H259ZM262 182V181H261ZM264 182V181H263ZM32 183H33V185H32ZM40 183V185H39V188L42 186L41 184H43V182L41 183V181L39 182ZM57 184H58V182H56ZM55 182H54V184H56ZM73 183V182H72ZM71 183V184H72ZM96 183H98V184H96ZM111 183H114V184H111ZM134 183H135V181H134ZM193 183V182H192ZM49 185H48V187L49 186H51L52 188H53V185H50V183H48ZM61 184V183H60ZM59 184V185H60ZM63 184V183H62ZM74 184V185H73ZM72 185L73 186H75V184L76 183H73ZM78 184V183H77ZM84 184V185H85ZM101 184V185H100ZM110 184L112 185V187L110 186ZM210 184V183H209ZM213 184H215V183H213ZM37 185V188H38V183L36 184ZM47 184H45V186H46ZM70 185V184H69ZM68 185V183H65V186H69ZM83 185V186H84ZM119 185V184H118ZM123 185H122V187L121 188H123L124 189V187H123ZM135 185H133L132 184V186H135ZM45 186H43L45 189H42L43 191H45L46 190V188L47 187H45ZM61 186V185H60ZM62 186H64V184L62 185ZM62 186H61V188H62ZM77 186H80V185H77ZM91 186V187H90ZM125 186V188L126 187H128V186H126V185H124ZM130 186H131V184L129 185V189L131 190V189H133L134 187H132L131 186V188H130ZM211 187L212 186H214V185H210ZM259 186H260V183H259ZM24 187V188H23ZM25 187H27V188H25ZM70 187H72V186H70ZM70 187H68L69 189H71ZM87 187H89V190H91V191H93L94 193H90V195L91 196H88L87 194H86V192H84L83 190H85V191H87L88 190V188ZM208 187V186H207ZM210 187V188H211ZM61 188H58V189H61ZM68 188H66L67 190H68ZM73 188V187H72ZM76 188H78V187H76ZM76 188H75V190H76ZM93 188H94V186H93ZM112 188V189H111ZM214 188V187H213ZM258 188V187H257ZM262 188H264V187H262ZM32 189V188H31ZM48 189H51L50 187L48 188ZM55 190H53V189H51V190H47V193L49 194V193H51V192H48V191H52V193H54V191H57V194H58V191L59 190H56V187L54 188ZM64 189H65V187H64ZM65 189V191L67 192V190ZM87 189V190H86ZM250 189V188H249ZM34 190H36V188L34 189ZM71 190H73V189H71ZM78 190V189H77ZM121 190V189H120ZM125 190V189H124ZM124 190H123V192H124ZM211 190H212V188H211ZM211 190H206V192L208 191H211ZM40 191V189H38V191L37 192H35V191H33L34 193H38ZM42 191V192H43ZM126 191V190H125ZM134 191V190H133ZM133 191H132V193H133ZM248 191V190H247ZM251 191H252V189H251ZM263 191V190H262ZM26 192V191H25ZM24 192V193H25ZM61 192V191H60ZM59 192V194H61L62 192L64 193V190H62V192L60 193ZM68 192H71L70 190H68ZM84 192V193H83ZM128 192H129V190H128ZM252 192H254V191H252ZM257 192V191H256ZM260 192V191H259ZM30 193H31V190H30ZM29 193V194H30ZM40 193V195L41 194H46L45 195V200H49V201H51L52 199H55L56 198V196H58L59 197V195H57L56 194V192H55V194H53V195H51V196H53L54 197V195H55V197L54 198H52L50 195H47V193H41V191L39 192ZM38 193V194H39ZM76 193H78V191H76ZM76 193H74V194H76ZM87 193H89L88 191H87ZM27 194H28V191H27ZM26 193H25V195H27ZM28 194V195H29ZM66 194V193H65ZM78 194V195H79ZM122 194V193H121ZM129 194V193H128ZM204 194V193H203ZM203 194H201V196L203 195ZM205 194H207V193H205ZM205 194H204V196L203 197H205ZM210 194V193H209ZM254 194V193H253ZM22 195H23V193H22ZM20 196V197H22V198H24L25 197V195H24V197L23 196ZM40 195L38 196L39 198H40ZM62 195H64V194H61V196ZM68 195V194H67ZM69 195H71V193H69ZM73 195V194H72ZM71 195V196H72ZM77 195V194H76ZM117 195V194H116ZM118 195H120V194H118ZM255 195H257L258 196V192H257V194H255ZM9 196V198L11 199V197ZM30 196H32V197H30ZM30 199L31 198H33L34 196L33 195H31L30 194ZM47 196V197H46ZM51 197V198H49L48 199V197ZM66 196V195H65ZM80 196V195H79ZM207 196H209L208 194H207ZM210 196H213L212 194L210 195ZM251 196V195H250ZM15 197H17V196H15ZM29 197H25L24 199H28ZM35 197H37V194H36V196ZM44 197V196H43ZM70 197V196H69ZM77 197V196H76ZM203 197H199V200H201V201H204V200H206V198L205 199H201V198H203ZM258 197H261V196H258ZM263 197V196H262ZM8 198V199H9ZM12 198H14V196L12 197ZM47 198V199H46ZM62 198H63V200L64 201H68V199H66L65 200V198L62 196ZM70 198H72V197H70ZM74 198V197H73ZM72 198V199H73ZM81 198V197H80ZM80 198H78V199H80ZM91 198V199H92ZM98 198V199H97ZM138 198V199H137ZM212 198V197H211ZM242 198V197H241ZM246 198H249L250 199V197L249 196H247ZM254 198V197H253ZM29 199V200H30ZM38 198H36V199H33V200H36V201H38L37 200ZM41 199V198H40ZM51 199V200H50ZM60 199H61V197H60ZM75 199H77V198H74L73 200H75ZM85 199H86V197H85ZM90 199V200H91ZM120 199V198H119ZM256 199H258L257 197H256ZM28 200V201H29ZM32 200V201H33ZM43 200V199H42ZM55 200H58L59 201V199L58 198H56ZM54 200V201H55ZM62 200V199H61ZM60 200V201H61ZM115 200V199H114ZM239 200H241V199H239ZM262 199H259L258 201H261ZM12 201H13V199H12ZM27 200H25V202H26ZM35 201V202H36ZM40 201V200H39ZM54 201H51V202H54ZM59 201V202H60ZM63 201V202H64ZM72 201V200H71ZM80 201H84L83 199H80ZM200 201V202H201ZM211 201V199L209 200V202ZM244 201H246V200H244ZM251 201H253V200H251ZM257 201V200H256ZM257 201V202H258ZM262 201H264V199L262 200ZM20 202V201H19ZM24 203V200L23 201H21L20 203H21V205H20V203L19 204H17V205H20V206H22L23 208H24V205H23V203ZM30 202H31V200H30ZM34 202V201H33ZM45 203H46V201H44ZM50 202V204H45L47 207H49L52 203ZM59 202H57L58 204H60V206L62 207V205L61 204H63V205H65L66 204V202H64V203H62V201L59 203ZM68 202H70V201H68ZM82 202H79L78 201V203H82ZM85 202V201H84ZM207 202L206 201V206H208L209 204L211 205V203L212 202ZM247 202H249V201H247ZM6 203H7V205H6ZM55 204H56V202H54ZM98 203H99V201H98ZM196 203V202H195ZM198 203V202H197ZM205 203V202H204ZM209 203V204H208ZM215 203V202H214ZM213 203V204H214ZM238 203H240V202H238ZM243 203V202H242ZM254 203V202H253ZM261 203V202H260ZM264 203V202H263ZM263 203H262V205H263ZM15 204H16V202H15ZM26 204V203H25ZM33 204V203H32ZM35 204H37V203H35ZM35 204H33V206H30V207H28V208H31V210L33 209L34 211H35V209H38L37 207L38 206H36ZM38 204L40 205V204H43V202L41 203V202H38ZM55 204H53L54 206L53 207H55V206H58L57 204L55 205ZM67 204H69L68 206L70 207V203H67ZM94 204V203H93ZM113 204H115V203H113ZM212 204V205H213ZM244 204V203H243ZM246 204H248L249 205V203H246ZM251 204V203H250ZM256 204V203H255ZM29 205H31V203H29ZM28 205V206H29ZM34 205L36 206V208L34 209L33 207H34ZM71 205H75V202L73 203V204H71ZM81 205H83V204H81ZM196 205V204H195ZM254 205V204H253ZM252 205V206H253ZM19 206V207H20ZM42 206V205H41ZM40 206V207H41ZM46 206H45V209H46V211L45 212H42V214L43 213H47L46 214V216H44V214H43V217L46 219V221L48 220V218H50V216L48 215V214H50L49 212H51V211H49V210H51V208H53V207H51V208H46ZM67 206V207H68ZM112 206V205H111ZM134 206H136V205H134ZM133 206V207H134ZM197 206L200 208V206H199V204H197ZM197 206H196V208H197ZM214 206V208L213 209H216L215 207L217 206H215V204L213 205ZM241 206H243L242 204H241ZM259 206V205H258ZM16 207V206H15ZM15 207H13V208H15ZM25 207H27V205H25ZM43 207V206H42ZM42 207L40 208L41 210H43L42 209ZM67 207H66V209H67ZM78 207H79V205H78ZM77 207V208H78ZM130 208V207H126L127 209H125V210H123V212L124 211H126V212H124V214L126 215V213H127V215H126V217H124L120 222H119V224L117 223V228H116V226L114 227L113 225H112V227H114V228H112V229H114V231H115V233L113 234L112 232H111V234H110V232H109V238H110V240L108 241V242H105L106 240H103L105 243H103V245H105V248H104V250L100 247V246H98L96 243V246H98V248L95 246V244L94 243H92V244H94V246L97 248V249H99L100 248V250L102 249V251H100V252H98L97 251V249H95V251H97L98 252V254H97V252H94V253H96V254H89L90 255V260H89V258H88V262L86 261V264H134V260L135 261H137V260H139L138 258H140V256H142V255H138V254H141L142 252H143V247L145 248L146 247V242H147V240H145V237H143V236H145V235H142V238H143V240H145V241H143L142 240V238H141V232H143V234H144V231L141 229V227L140 226H137V225H135L134 224V221H135V218H136V216H137V212H136V210H134V208ZM204 207H205V205H204ZM244 207H245V205H244ZM243 207V208H244ZM248 208H249V206H247ZM251 207V206H250ZM256 207V206H255ZM261 207H264V206H261ZM5 208H7V209H5ZM28 208H24L25 209V211L26 210H29ZM55 208H57V207H55ZM55 208H53V209H55ZM58 208H60L59 206H58ZM65 208V207H64ZM72 208V207H71ZM82 208V206L80 207V209ZM106 208H107V210H106ZM193 208V207H192ZM195 208V209H196ZM199 208H198V210H199ZM207 208V207H206ZM209 208H211V207H209ZM254 208V207H253ZM260 208V207H259ZM5 209V210H4ZM16 209L18 210V208L16 207ZM16 209L14 210V211H16ZM21 209V208H20ZM40 209H39V211H40ZM61 209V208H60ZM60 209H58V211L60 210ZM69 209V208H68ZM75 209V208H74ZM73 209V210H74ZM80 209H78V210H80ZM112 209H113V207H112ZM112 209H109V211L110 210H112ZM202 209V208H201ZM203 209H205V208H203ZM212 209V208H211ZM246 209V208H245ZM252 208H250V210H251ZM261 209V208H260ZM7 210V211H8ZM30 210V211H31ZM49 212H48V211ZM106 210V211H105ZM168 210V209H167ZM166 210V211H167ZM172 209L171 208H169V210H168V212L169 213H171L170 211H171ZM186 210L187 209H185V211L184 212H186ZM193 210H194V208H193ZM197 209H196V211L194 212V211H192V209H191V211L192 212H190V213H192V215H194V218H192L193 219V221L194 220H198L201 216H203V214L204 213H202L201 214V216H199V215H195L194 213H197V211H198ZM210 210V209H209ZM249 210V209H248ZM249 210V211H250ZM255 210H256V208H255ZM254 210V211H255ZM14 211H11V213H13ZM29 211V212H30ZM33 211V212H34ZM37 211V210H36ZM54 212H56L57 213V210L55 209V210H53ZM63 210H61V211H59V212H62ZM69 211H72V209H69V210H67L65 213H67V212H69ZM81 211V210H80ZM201 211V210H200ZM199 211V212H200ZM247 211V210H246ZM246 211H244L243 210V213L244 212H246ZM252 212H254L253 210H251ZM250 211V212H251ZM10 212V211H9ZM8 212V213H9ZM24 212V210H22V213ZM29 212H24V214L26 213V215L27 214H29ZM32 212V211H31ZM32 212V213H33ZM64 212V211H63ZM72 212H74V211H72ZM167 212V213H168ZM173 212V211H172ZM198 212V213H199ZM256 212H257V210H256ZM5 213V212H4ZM3 213V215H9V216H11L10 215V213L9 214H7V213H5L4 214ZM15 213H18V216L20 215L19 213L20 212H14L13 214L15 215ZM22 213H21V215H22ZM32 213H30V215H32ZM40 214V216L38 215V214ZM56 213H54V214H56ZM65 213H63V214H56V215H58V217H59V215H62L63 217H64V220H66V218H65ZM96 213V215L93 217V215ZM97 213H103V214H101V215H98ZM168 213V214H169ZM175 213V212H174ZM181 213H183V212H181ZM180 213V214H181ZM187 214H189L188 212H186ZM197 213V214H198ZM258 213H259V211H258ZM258 213H257V216H259L258 215ZM264 213V212H263ZM263 213H261V217L260 218H262L263 216H262V214ZM12 214V216L14 217V215ZM34 214H37V215H35V218L37 217V219H35L34 217V219H31L30 220V216L28 217L29 218V221H30V223H32V221H34V220H37L38 221V218H40L41 216H42V214L41 213H39L38 211L36 212V213H34ZM33 214V215H34ZM51 214H53L52 212H51ZM50 214V215H51ZM54 214H53V216H54ZM72 214V213H71ZM75 215H76V212L74 213ZM79 214H80V212H79ZM93 214V215H92ZM111 214V213H110ZM166 214V213H165ZM173 214V213H172ZM172 214H170L171 216H172ZM177 214V213H176ZM252 214H255V213H252ZM32 215V216H33ZM49 217H48V216ZM65 215V216H64ZM68 215V214H67ZM69 215H70V213H69ZM68 215V216H69ZM90 215H91V217H93V218H91L90 217ZM112 215V214H111ZM111 215H110V217H111ZM169 215V216H170ZM184 215V214H183ZM183 215L181 214L180 216H182L183 217ZM242 215H245V214H242ZM246 215H248V213L246 214ZM250 215V214H249ZM12 216H11V220H12ZM39 216V217H38ZM52 216V215H51ZM52 216V218H50L51 220H52V224L54 225L56 222H55V217L56 216H54L53 217ZM77 216V215H76ZM79 216V218H80V220H81V216L80 215H78ZM78 216H77V218H78ZM83 216V217H84ZM170 216V217H171ZM174 216V217H173ZM173 216H172V218H178V216L177 215H175V214H173ZM176 216V217H175ZM3 217V216H2ZM1 217V218H2ZM7 217V216H6ZM16 217V216H15ZM23 217V215L21 216V218ZM43 217H42V219H43ZM57 217V218H58ZM71 216H69L67 219L69 220V218H70ZM82 217V218H83ZM103 217H104V215H103ZM109 217V218H110ZM181 217V218H182ZM184 217H188V215H184ZM245 217V216H244ZM243 217V218H244ZM248 217V216H247ZM251 217H253V216H250V219H251ZM255 217V216H254ZM20 218V217H19ZM19 218H18V220H19ZM25 218V217H24ZM23 218V222L25 223V221L26 220H28L27 218H25L24 219ZM61 218V217H60ZM59 218V219H60ZM75 219H76V217H74ZM72 219V220H75V219ZM78 218V219H79ZM97 218L98 217H96L95 219L97 220ZM108 218V217H107ZM171 218V219H172ZM181 218H178V221H176V220H173L172 222H175V225H176V223H177V226H179L180 225V227H178V229L174 226V223H173V226L175 227V228H173V226L171 225V222H170V225H169V227L170 228H168L169 229V234H170V238H177V240L179 239L178 237H179V235H181V230H182V228L183 227H185L186 228V225H188L187 224V222H185L186 224H184V226H183V223H182V220H184V219H182L181 220ZM202 218V217H201ZM201 218L199 219V220H201ZM3 219V218H2ZM4 219H5V216H4ZM17 218H15V220H16ZM45 219H43V220H45ZM49 219V220H50ZM55 219V220H54ZM78 219H76V220H78ZM95 219H94V221H95ZM100 219H102V218H100ZM100 219H98L100 222H101V220ZM180 219V220H179ZM186 219H189V218H186ZM191 219V220H192ZM242 219V218H241ZM248 219V218H247ZM247 219H245V220H247ZM256 219H257V217H256ZM259 219V218H258ZM264 219V218H263ZM262 219V220H263ZM7 220V218L5 219V221ZM22 220V219H21ZM25 220V221H24ZM39 220H41V219H39ZM50 220V221H51ZM54 220V221H53ZM63 220V218L61 219V221ZM66 221V223L67 222H69V221ZM71 220V221H72ZM88 220H89V222H88ZM97 220V221H98ZM110 220V219H109ZM191 220H189V221H191ZM3 221V220H2ZM46 221H43V222H45L46 223ZM49 221V222H50ZM61 221H59V222H61ZM79 221V220H78ZM78 221H76V222H72L71 224H76V225H79L78 224ZM107 221V220H106ZM184 221H187V220H184ZM183 221V222H184ZM248 221V220H247ZM251 221H252V219H251ZM254 221V220H253ZM16 222V221H15ZM27 222V221H26ZM55 222V223H54ZM81 222H84V220L82 219L81 220ZM110 222H111V220H110ZM192 222V221H191ZM259 222V221H258ZM3 223V222H2ZM6 223V222H5ZM5 223H3L4 225H6V228H5V226L2 224V226L7 230V228H8V230H9V225L8 224H5ZM9 223V222H8ZM11 223H13V222H11ZM11 223H10V227L11 226H13V225H11ZM17 223V222H16ZM29 223V222H28ZM34 223V225H38L39 226V222H33ZM32 223V224H33ZM42 223V222H41ZM64 224H66L65 223V221L63 222ZM62 223V225H64ZM70 223V222H69ZM87 223V224H86ZM93 223H95V222H93ZM93 223H91V224H93ZM112 223V222H111ZM182 223V224H181ZM246 223V222H245ZM248 223H250V222H248ZM252 223V222H251ZM250 223V224H251ZM260 223H261V221H260ZM13 224H15V223H13ZM21 224V223H20ZM19 223H18V225L17 226H19L20 225ZM26 224V223H25ZM31 224V225H32ZM43 224V223H42ZM40 225L39 227H41V226H44V225ZM46 224H49L48 223V221H47V223ZM46 224H45V228H46ZM58 224V225H57ZM57 224L55 225V226H60L61 224L60 223H58V221H57ZM83 223H81L80 225H82ZM96 224H98V222L96 223ZM99 224H101V223H99ZM106 224H107V222H106ZM236 224V223H235ZM244 224V223H243ZM247 224V223H246ZM21 225H23V223L21 224ZM30 225V224H29ZM49 225H51V224H49ZM66 225H68V224H66ZM80 225L78 226V227H80ZM84 225V224H83ZM108 225H110L109 223H108ZM238 225V224H237ZM240 225V224H239ZM261 225H263V224H261ZM2 226H0V229H1V227ZM17 226H15V230H17L18 232L20 231L19 229H17L18 227ZM33 226V225H32ZM32 226H31V229H32ZM52 226V225H51ZM69 226H70V224H69ZM66 226V228H70V227H72V226ZM97 226V225H96ZM111 226V225H110ZM183 226V227H182ZM189 226V225H188ZM247 226H248V224H247ZM264 226V225H263ZM262 226V228H264ZM25 227V226H24ZM23 227V228H24ZM29 227V226H28ZM35 228H36V226H34ZM38 227V228H39ZM49 227V226H48ZM47 227V228H48ZM54 227V226H53ZM52 227V228H53ZM62 227V226H61ZM74 227V226H73ZM86 227V228H85ZM101 226H99V229H101L100 228ZM172 227V228H171ZM190 227H191V225H190ZM193 227V226H192ZM4 228H3V230H4ZM14 228V227H13ZM22 228V227H21ZM22 228V229H23ZM34 228V230H37V228L35 229ZM55 228V227H54ZM65 228V227H64ZM63 228V229H64ZM76 228H77V226H76ZM96 228H98V227H96ZM184 228V229H185ZM241 228V227H240ZM244 228V227H243ZM242 228V229H243ZM246 228V227H245ZM10 229H12V227L10 228ZM29 229V228H28ZM55 229H58L59 230V228H55ZM73 229V228H72ZM79 229V230H80ZM103 229V228H102ZM101 229V230H102ZM106 229V228H105ZM111 229V228H110ZM109 229V230H110ZM173 229V230H172ZM8 230H7V232H8ZM15 230H14V232H15ZM25 230H26V228H25ZM45 230H48V229H45ZM44 230V231H45ZM52 230H54V229H52ZM62 230V229H61ZM68 230V229H67ZM66 230V231H67ZM77 230V229H76ZM76 230H75V232H76ZM170 230H172L171 232H173L172 234H171V232H170ZM179 230V231H178ZM192 230V229H191ZM202 230V229H201ZM5 231V230H4ZM9 231H11V233H12V231H13V229L12 230H9ZM17 231L15 232V233H13L12 235L14 236H16V238H17V235L18 234H16L17 233ZM23 231H24V229H23ZM23 231H21V232H23ZM29 231V230H28ZM38 231H40V230H38ZM41 231H43L42 229H41ZM40 231V232H41ZM44 231H43V233L42 234H45L46 236L45 237H47L48 236V234H46V232L44 233ZM51 231V230H50ZM49 231V232H50ZM82 231V230H81ZM105 231H108V229L107 230H105ZM111 231H113V230H111ZM177 231V233L175 234L174 232H176ZM188 231V230H187ZM204 231V230H203ZM202 231V232H203ZM243 231V230H242ZM241 231V232H242ZM263 231L264 230H261V231H259V229H258V231H257V237H259L260 238V236H262V234L261 233H263ZM25 232H27V230L26 231H24V233ZM55 232H57V230L55 231ZM74 232V233H75ZM101 233H102V231H100ZM99 232V233H100ZM184 232H186V231H184ZM184 232L182 233V234H184ZM189 232V231H188ZM201 232V231H200ZM200 232H199V234H200ZM201 232V233H202ZM244 232H246L245 233V235H247V232H249V231H246L245 229H244ZM1 233H3V231L1 232L0 231V234ZM11 233H9V234H11ZM29 232H27V233H25V234H28ZM30 233H31V230H30ZM32 233H33V230H32ZM31 233V234H32ZM41 233H39V234H36V235H33L32 236V238H31V234L29 235L30 237H28V235H26L25 236V238H31L30 239V241H33V238H35V237H37L38 235H40ZM62 233H66L65 232V230L63 231V232H61V233H59V234H62ZM67 233L69 234V235H72L73 233L72 232H68L67 231ZM83 233V232H82ZM81 233V234H82ZM141 233V234H140ZM205 233V232H204ZM260 233V234H259ZM19 234L20 235H22L20 232H19ZM24 234V235H25ZM34 234V233H33ZM76 234H78V232H76ZM79 234H80V232H79ZM103 234V233H102ZM173 234H175V236H173V237H171ZM187 234V233H186ZM185 234V235H186ZM206 234V233H205ZM207 234H209V233H207ZM240 234H242V233H240ZM244 234V233H243ZM3 235V234H2ZM5 235V234H4ZM49 235H50V233H49ZM93 235L91 236L90 235V237H89V239L90 238H93ZM108 235H105V238H106V236H108ZM111 235H113V237L111 236ZM189 235V234H188ZM198 235V234H197ZM202 235H204L203 233H202ZM258 235H260V236H258ZM8 237H9V235H7ZM11 236V235H10ZM13 236H11V237H13ZM35 236V237H34ZM44 236V235H43ZM53 236H54V234H53ZM53 236H52V238H53ZM56 236V235H55ZM58 237L60 236V235H57ZM62 236H63V234H62ZM64 236H66V237H68V235L67 234H64ZM73 237L75 236V235H72ZM78 236V235H77ZM81 236V235H80ZM80 236H78V238L80 237ZM84 236H86V235H84ZM97 236V234H95V236H94V238ZM100 236V235H99ZM184 236V235H183ZM187 236V235H186ZM186 236H184V237H186ZM240 236V235H239ZM4 237H6V236H4ZM20 237V236H19ZM18 237V238H19ZM22 237H23V235H22ZM39 238L38 239H40V238H42L41 236H38ZM45 237H43V238H45ZM58 237H56V238H58ZM200 237H203V236H201L200 235ZM242 237V236H241ZM241 237H239V238H241ZM247 237H249V233H248V236ZM0 238H1V235H0ZM10 238V237H9ZM9 238H4V240H6V242H7V239H9ZM25 239V240H27V242L25 241L24 243H28V241H29V239ZM42 238V239H43ZM49 238H51V235L50 236H48V238H45V239H48V241H49ZM55 237H54V240H53V242H55V241H57V239H56ZM84 238V237H83ZM87 238V237H86ZM93 238V239H94ZM104 238V237H103ZM104 238V239H105ZM259 238H257V239H259ZM24 239V237L22 238V239H20L19 238V240H23ZM59 239V245H60V242H61V240H60V238H58ZM61 239H63V237H61ZM65 239V238H64ZM72 239H73V241L74 242H77V240L75 241L74 240V238H71V236H70V240H71V242H73L72 241ZM81 239V238H80ZM88 239V238H87ZM86 240L84 243H86L87 242V244H88V242L91 240ZM92 239V240H93ZM107 239V238H106ZM183 239V238H182ZM185 239V238H184ZM187 239V238H186ZM236 239V238H235ZM1 240H3V239H1ZM11 238H10V242H11ZM18 239H17V241L18 242H20ZM44 240V239H43ZM83 240H85V239H83ZM97 240V239H96ZM176 240V239H175ZM249 240H250V237H249V239L247 240L248 242H249ZM254 240H256V239H254ZM261 239H259V240H256L257 241V243H259L258 241H260ZM14 241H15V238H14V240L11 242V243H9V244H7V246H6V244L4 245V248L6 247V249L7 248H10L9 247V245H13V243H14ZM16 241V242H17ZM29 241V242H30ZM35 241V240H34ZM37 241V243H36V245L38 244V242L40 243V242H42L41 240H36ZM47 241V240H46ZM66 241V240H65ZM65 241H64V243H65ZM67 241H69V237L67 238ZM66 241V243H68ZM82 241V240H81ZM94 241V240H93ZM102 241V242H103ZM174 241V240H173ZM180 241H182V240H180ZM189 241V240H188ZM235 241H237V240H235ZM234 241V242H235ZM246 241V240H245ZM251 241V240H250ZM256 241L255 242H251V244L252 243H255L256 244ZM4 242V241H3ZM17 242V243H18ZM78 242H79V240H78ZM82 242V243H83ZM95 242V241H94ZM98 242V244H99V240L97 241ZM101 242V241H100ZM176 242H178V241H176ZM184 240H183V244H184ZM238 242V241H237ZM244 242V241H243ZM20 243H22V242H20ZM33 243V242H32ZM31 243V244H32ZM35 243H33L32 244V246L31 245H29L30 247H34V245H35ZM47 243V242H46ZM45 243V244H46ZM49 243H50V241H49ZM52 243V242H51ZM65 243V244H66ZM81 243V242H80ZM82 243H81V245H82ZM90 243H91V241H90ZM187 243V241L185 242V244ZM236 243V242H235ZM241 243V242H240ZM246 243V242H245ZM245 243H244V245H245ZM54 244V243H53ZM76 244V243H75ZM74 244V245H75ZM87 244H86V246H87ZM145 244V245H144ZM199 244V243H198ZM208 244H210V243H208ZM208 244H206V245H208ZM233 244V243H232ZM239 244V242L236 244V245H238ZM248 244V243H247ZM255 244H253L254 246H249V244H248V247H255ZM16 245V244H15ZM22 245L24 246L25 244H23L22 243ZM35 245V247L36 248H39V245L38 246H36ZM41 246H42V244H40ZM44 245V244H43ZM49 245V244H48ZM52 245V244H51ZM51 245H49L48 247L50 248V246ZM59 245H54V246H57V248L58 247H60V248H62L61 247V245L59 246ZM62 245H63V242H62ZM67 245H69V243L67 244ZM67 245H65V248L67 247ZM77 245V244H76ZM81 245H80V247H81ZM147 245H149V242L147 243ZM201 244H199L198 246H200ZM227 245V244H226ZM243 245V244H242ZM244 245H243V247H244ZM14 246V245H13ZM17 246L19 247L18 249H17ZM17 246H16V248H14V250L13 249H11V250H9L8 249V251H12V252H10L11 254L13 253V251H15L16 252V254L18 255V253L20 254L21 253V249L20 248H22L21 247V245L19 246V243L17 244ZM41 246H40V248L37 250V251H39L40 249H41ZM47 246V245H46ZM46 246H45V248H46ZM70 246V245H69ZM71 246L74 248V246H73V243L71 244ZM88 246L89 247H91L89 244H88ZM87 246V247H88ZM107 246V247H106ZM197 246V247H198ZM259 246H260V243H259ZM258 246V248H260ZM1 248H3L2 247V244H1V246H0ZM29 247V249H31ZM48 247L46 248V250H47V252H49L48 250ZM53 246H51V248H52ZM64 247V246H63ZM72 247L69 249V250H67L68 251V253L69 254H66V255H68V262L67 261H64L62 258V254L63 253H61V252H63V251H61V252H59V253H57L58 255L59 254H61L62 256L61 257H59L57 254H55L56 256H57V258L59 259V260H57V259H55L54 257H55V255H54V257L52 258L53 260L55 259L57 262H60L61 260H60V258L62 259V263L61 264H75V262L77 261V258H78V256L80 255V251H78L77 252V249L75 250V249H72ZM76 247V246H75ZM82 247H83V245H82ZM148 247V246H147ZM171 247V246H170ZM170 247H168V248H170ZM201 247V246H200ZM205 247V246H204ZM203 246H202V248L201 249H203L204 248ZM211 247V246H210ZM231 247V246H230ZM237 247V246H236ZM236 247H234V248H236ZM246 247V246H245ZM248 247H247V249H248ZM262 247H263V245H262ZM3 248V249H4ZM27 249V247L25 246V247H23V249ZM36 248H35V250H34V252H37L36 251ZM69 248V247H68ZM67 248V249H68ZM212 248V247H211ZM214 248V247H213ZM212 248V249H213ZM242 248V247H241ZM251 248V249H252ZM20 249V252H18L17 253V251ZM29 249L27 250V251H29ZM34 248H32V250H33ZM53 249H54V247H53ZM55 249H56V247H55ZM63 249V248H62ZM84 249V248H83ZM91 249H92V247H91ZM146 250H147V248H145ZM183 249V248H182ZM185 249V248H184ZM198 249H199V247H198ZM204 249H206V247L204 248ZM204 249H203V251H204ZM230 249V248H229ZM228 249V250H229ZM232 249V248H231ZM256 250L257 249V247H255V248H253V250ZM1 250V249H0ZM46 250H44V252H45V256H48L49 255V253H46ZM61 249H58V251H60ZM92 250H94V249H92ZM91 250V251H92ZM214 250V249H213ZM239 251H241L240 249H238ZM244 250H246V249H244ZM249 250V249H248ZM254 250V251H255ZM262 250H264V247L263 248H261V250H260V252H259V256H262L263 254H262ZM22 251H24V253L23 254H26V255H21L20 254V256H18V258L19 257H21L20 259H19V262H21V260L23 261V260H27V255H29V253L26 251V250H22ZM28 253H26V252ZM51 251H52V253H53V251L54 250H50V253H51ZM56 251V250H55ZM54 251V252H55ZM169 251V253H168V256L169 255H171V250L169 249L168 250ZM229 251H231V250H229ZM236 251V250H235ZM235 251H233V253H235ZM238 251V252H239ZM1 252V251H0ZM5 252H7V251H5ZM5 252H1L0 254H5ZM33 252V253H34ZM39 252H41V251H39ZM57 252V251H56ZM64 252H65V250H64ZM80 252V253H79ZM84 252H85V249H84ZM87 253H88V251H86ZM89 252H90V250H89ZM120 252H124V253H120ZM146 252V251H145ZM144 252V253H145ZM185 252V251H184ZM210 252V251H209ZM251 252H253L252 250H251ZM256 252H258V251H256ZM10 253H9V255H10ZM42 253H43V250H42ZM51 253V254H52ZM82 253H83V251H82ZM119 255H121V254H129V256H124L123 257V255H121V256H118V254ZM172 253L174 254V252L172 251ZM242 253H243V251H242ZM246 253V252H245ZM249 253H250V250H249ZM249 253H246V254H248V256H250V254ZM16 254H13V255H16ZM30 254H31V252H30ZM36 254V253H35ZM47 254V255H46ZM143 254V253H142ZM230 254H232V253H230ZM239 254H240V252H239ZM255 254V253H254ZM253 254V255H254ZM6 255V254H5ZM38 255V254H37ZM41 255V253L38 255V256H40ZM87 254H85V256H86ZM88 255V256H89ZM91 255H93V256H91ZM145 255V254H144ZM228 255V254H227ZM253 255L251 256V257H253ZM1 256V255H0ZM10 256H12V255H10ZM10 256H8V259H9V257ZM34 256H36V255H34ZM34 256H32L33 257V259H34ZM50 256V255H49ZM64 256H65V254H64ZM85 256H83V257H85ZM87 256V257H88ZM139 256V257H138ZM221 255H219V257H220ZM232 256V255H231ZM231 256L228 258V259H230L231 258ZM238 256V255H237ZM248 256H244L243 255V258L245 257V258H247ZM2 257H3V255H2ZM5 257L6 256H4L3 257V260L5 259ZM15 258V256H12L11 258ZM22 257H24V259L22 258ZM31 257V256H30ZM28 258V260L29 259H31L30 261H36V259H38V257L36 256L35 257V259L33 260L32 258ZM81 257H82V254H81ZM143 257V256H142ZM170 257V256H169ZM168 257V258H169ZM174 257H175V255H174ZM224 257V256H223ZM227 257V256H226ZM239 257H240V255H239ZM254 257H256V256H254ZM17 257L15 258L16 260L18 259ZM44 258V257H43ZM144 258V257H143ZM172 260H173V255L170 257ZM211 258V257H210ZM216 258V257H215ZM218 258V257H217ZM220 258H222V257H220ZM233 258V257H232ZM235 258H236V255H235ZM235 258H233V259H235ZM250 258V257H249ZM40 259V258H39ZM51 259V257H50V259L48 258L47 260H51L52 262H53V260ZM137 259V260H136ZM228 259L226 260V262L228 261ZM238 259V258H237ZM2 259H1V257H0V261H1ZM1 261L2 263H4V261ZM6 261H7V258L5 259ZM27 260V261H28ZM45 260V259H44ZM54 260V261H55ZM84 260V259H83ZM214 260V259H213ZM216 260V262H217V260H219V261H221L220 259H215ZM223 260H224V258H223ZM232 262H233V260L232 259H230ZM244 260H247V259H244ZM243 260V261H244ZM250 260V259H249ZM252 261V264L254 263L253 262V259H251ZM257 260V259H256ZM255 260V258H254V261H256ZM259 260V259H258ZM257 260V261H258ZM5 261V262H6ZM13 261H15V260H12V263H13ZM26 261V263L25 262H23V264L25 263V264H27L28 262V264H31L30 263V261H28L27 262ZM34 261V262H35ZM39 261V260H38ZM36 262L35 264H39V262ZM41 261H42V258H41ZM48 261V262H49ZM55 261V262H56ZM63 261H64V263H63ZM79 261V260H78ZM203 261H205V260H203ZM208 261V260H207ZM211 262H212V260H210ZM241 261V260H240ZM256 261V264L259 262L260 264H261V261H258L257 262ZM17 262V261H16ZM15 262V263H16ZM34 262L32 263V264H34ZM44 262V261H43ZM48 262H45V263H47L48 264ZM51 262V263H52ZM55 262H53V263H55ZM184 262V261H183ZM210 262V263H211ZM215 262V261H214ZM230 262V261H229ZM236 262V261H235ZM245 262V263H244ZM243 263L244 264H246V261H244ZM2 263H0V264H2ZM12 263H8V264H12ZM18 263V262H17ZM213 263V262H212ZM228 263V262H227ZM240 262H238L237 261V264H239ZM242 263V264H243ZM247 263H249L248 262V260H247ZM263 263V262H262ZM18 264H22V262L21 263H18ZM42 264V263H41ZM50 264V263H49ZM57 264V263H56ZM58 264H60V263H58ZM79 264H81V263H79ZM182 264V263H181ZM235 264V263H234ZM250 264V263H249Z\"/></svg>",
    "mask_w": 264,
    "mask_h": 264
}]
</instances>
